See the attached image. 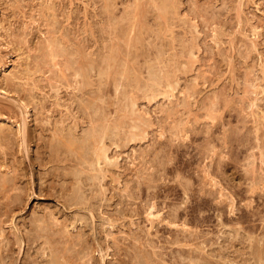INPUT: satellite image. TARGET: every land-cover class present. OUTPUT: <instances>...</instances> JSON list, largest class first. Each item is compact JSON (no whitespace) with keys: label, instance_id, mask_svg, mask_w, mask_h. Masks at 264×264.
<instances>
[{"label":"rangeland","instance_id":"374dc122","mask_svg":"<svg viewBox=\"0 0 264 264\" xmlns=\"http://www.w3.org/2000/svg\"><path fill=\"white\" fill-rule=\"evenodd\" d=\"M3 1L0 3V35L2 36H0V109L2 108V110H0V129L4 127V129L6 130L4 132H7L9 134L3 132L4 134L0 135V138L2 136L4 137L3 140L2 138L0 139V143L2 144H0V177L3 176L4 178L1 177L0 179L3 183H5L6 181V183H8V180H6L7 175L8 179L11 178V180L9 179L11 183L9 182V186L7 187V184V188H5V185L0 180V186L3 184L0 187V264H46V261L47 264H53L52 262H54V264H58V262L59 264H75L76 262V264H79L81 263V260H83L81 264H86L87 261L89 264L91 262L90 259L93 260L96 256L97 257L95 258V261L91 262V264H93L94 262H97V264H104L106 260V264H112V262H116L115 264H131V262L132 264H162L160 263L163 257L161 254L164 255L163 264H172L174 261V264H181L183 263V261L181 260L184 258V256L185 263L190 264V257L192 256L191 259H193V256L196 253V259H194L195 261L198 259V263L200 259L203 258V256H201L202 258L199 256L200 254L204 255V259L208 258V261L205 259V263L203 262L204 260H201L203 263L200 261V264H206L208 262V264H218V261H220L219 264H262L260 262L264 259H262L260 255H264L262 253L264 251V243L261 244L260 242L264 239L261 238L260 241L259 237L264 235V228L262 227L264 225V216H262V220V217L258 215H264V0H171V2L170 0ZM164 1H166V3H164ZM162 2L164 3V5H168L164 6ZM171 3L172 5H170ZM48 10L50 12H53V19L51 17V13ZM48 13L50 17H48ZM51 26L54 27L52 29H49L51 28ZM114 33H117V35H115ZM115 36L118 38L117 40L114 38ZM52 37H56L58 40L56 39V41H53ZM111 38H114L115 40H111ZM97 40L100 42H97ZM110 41H114L112 43H115L117 47L113 48L116 49V51H113H115L116 53L118 52L119 57H121L119 58L118 55L114 52L115 55L113 57V61L115 64V69L113 70L117 72L116 70L121 69L120 64L122 65V68L128 65L132 68L131 69L129 66L126 67L132 70L130 71V74L128 72L129 69L125 71V73L122 75L119 74V70L117 72L119 74V77L121 76V83H123L125 86L117 82V77L115 78V74L112 73L114 71H112L111 69L112 72H110V76L111 74H114L113 77L115 81L120 85V87L122 85V94L118 90H116L117 92H115V89L114 91H112L113 88H116L112 85V83L115 81L113 79H109L112 77L106 79L105 75L102 74L100 76L98 74L100 76L99 77L98 75H96L97 72H94L95 69V71H99V68L95 65L98 63L96 62V58L98 57L99 62H102L103 60H105L102 57L105 56V58H107V54H111L109 50H111L110 47L112 46V43ZM59 42L62 43H60L62 47H60L59 45L62 51L66 49L68 52H70L74 48V51H77L76 48L77 46H79L80 50L78 49L77 53H81V57L78 56V54L76 55L74 51H71L73 52L72 54L74 56L71 53H68L69 56H63L67 53L65 52V54L64 52H61L60 49L59 51L58 48H55V46H58L57 44ZM99 43H101L102 45ZM103 44H108L106 46V49H104V47H101L103 46ZM69 45L73 48L71 49ZM12 47H14L13 50ZM63 47L65 49H62ZM66 47L68 49L70 48L71 50H68ZM100 47L104 50H102ZM47 48H49L48 51ZM53 48H55L56 50ZM52 49L56 52L58 50V52H61L62 55H58L59 53H55L56 55L54 54V56L53 54H51V52H53ZM102 51L107 54L105 55ZM48 52H50L51 55ZM98 55H101L102 57L100 58ZM112 55L109 56V60ZM67 57H70L69 60L67 59L69 62H67L66 60ZM88 57H90L89 59L95 61L94 66L90 64L88 65V60L86 59ZM125 57L126 59L127 57H129V59L126 61ZM53 58L55 59V61H53ZM75 58H77L78 61L75 60V62L77 61L76 63L78 64H75L74 61L71 62V59ZM93 58H95L96 60ZM132 58L134 59V61ZM61 59L65 60L62 63V65L64 66H59V64H61L62 62L60 61ZM120 59L124 60L122 61L124 62V64L121 63ZM84 60H87L86 63L88 69L89 66H92L90 69L93 75L91 74L88 77L89 80H93L92 77L96 79L95 75L98 76L97 78H99V80L101 78L100 81L102 83L99 82L101 87L95 85L98 80H93V82H96H94V84H91L92 82L90 81L87 82L88 79L86 78L87 76L85 74H89L90 69L88 70L85 67L86 65L83 64L85 63ZM28 62L30 63L28 64ZM53 62L57 65L54 66L55 64L53 65ZM91 62L93 63V61ZM68 63H70V65L74 63V66L71 65L74 69L69 66ZM27 64L29 66H27L28 70L30 69L29 71L25 68ZM118 64L120 68L116 69L118 67ZM62 67H66V72H64L65 69L62 71ZM67 68H69L70 70L72 68L74 72L71 73L72 70L70 71ZM84 68L86 71L84 70ZM126 68L121 70H126ZM23 69H26L28 71V74H26V70L24 73ZM81 69L84 70L85 74L83 71H81ZM101 70L103 69L101 68ZM30 71H32L33 74H29ZM250 72L253 73L251 74L253 81L250 76ZM58 73L60 75H58ZM61 73H64V75ZM65 73H68L69 75L72 74V78L70 79V76H67ZM81 73L86 76L85 78L81 76L83 80L87 82L85 84L89 85L90 83L91 85H89V87L91 86L93 88H89L87 86L84 87L85 84L82 79L81 81L83 82H79L80 75H82ZM75 74L79 76H75ZM26 75L30 76L26 77ZM255 75L257 76L258 81L256 80ZM16 76H19L20 78H17ZM21 76L24 77V79L21 78ZM64 76L66 77V79ZM6 77H15L9 81H11V85L14 83L13 85L14 87H16L15 89H20L19 91L17 89L20 95L15 93V89L9 84V78L7 79ZM60 77L64 80H62ZM59 78L62 81L59 82ZM120 78L117 79L120 80ZM134 79L135 81H138L135 83ZM68 80H70V82L72 81V83L73 81H75L77 85L76 83L72 84L68 82ZM109 80L113 82H110ZM243 80H245L246 83L249 84H243ZM255 80L258 83L255 82ZM108 81L110 82L109 87H107ZM130 81H132V83ZM254 82L258 84V86H256ZM5 83L12 87L13 90L9 88V86L7 87ZM81 83H83V85ZM251 83H253V85L255 86H253ZM68 84L77 87L74 88L73 86V91V89L68 88ZM250 84L253 86L254 89L250 86ZM111 85L112 88L110 89ZM244 85L246 86L247 90L250 89V87L254 91L258 90V95H256V91L254 92L251 89L248 90V92H252L246 93L243 90L246 89L243 88L245 87ZM79 86H81L82 88L87 87L90 90L94 89L91 90V92H96L97 90H100L101 94L98 91L99 94L96 93L95 95H88L86 98H84L85 93L86 95L91 94L90 90L86 88L87 91H89L87 93L86 90H82V88ZM148 87L150 88L149 91L146 90L149 89ZM8 88L11 90L8 91ZM79 88H81V90H79ZM23 90L25 91L24 94ZM108 90L110 93L108 92ZM78 91L81 94L83 91H86L83 93V98L86 99L85 101H88L85 102L86 106L83 103L84 99L82 98V95L81 98L83 101H80H82L81 103L86 107L88 113L90 110L91 115L90 113L88 115L87 110L81 107L83 105L79 101V103L76 102V99V101H74L75 94H78ZM118 92L121 96L120 101H124V99L126 100L125 104L124 102L121 103L118 100L117 97H120L119 95L115 97ZM243 92L245 93V95ZM111 93L115 96H113ZM77 94L76 98H79ZM108 94L111 95L107 100ZM68 95L69 98L70 95H73L74 97L71 96V98L69 99L67 97ZM22 96L24 98H22ZM254 96H258V98H255ZM29 97L32 99L31 101ZM95 97L97 98V100L98 98H101L100 104L102 106H105L106 104H103V101H108L106 105L108 107L105 106V108L103 106L101 109H99L100 106L98 105L99 107H96V104H94V107V105H92L94 102L99 103L98 101H96ZM103 97H105V100ZM25 98L32 103L29 104L27 102L28 100H26ZM89 100L93 101V103H90ZM109 100L111 101L109 102ZM57 101L58 105L56 104ZM59 101L65 102V104H59ZM115 102H118L117 104L121 103L120 109L122 110L123 108V111H119V109H117L119 107L115 109L119 114H121L122 112L124 113L125 111V116L123 113V116H121V120L123 121L119 119L121 117L119 116V114H117V112L114 113L115 110L113 111V107H111L114 106ZM67 103H70V106L71 103L72 105L75 103V106L73 105L74 107L71 106L73 110L71 107H68L69 105H66ZM76 103L78 104L79 108L81 107L80 110H78V108H75L77 105ZM34 104L38 107L39 105H42V107H36L38 110L37 111L36 109H33ZM87 105H91L93 107V110H91V107L90 109H88L89 107L87 108ZM57 106L58 108H56ZM116 106H114V108ZM61 108H63L64 110H61L62 113L59 111ZM96 108L101 111L102 109H104L105 113L102 111L101 114L100 111ZM107 108H109V110ZM66 109L69 110L67 111ZM76 110L80 111L81 114H79ZM41 111H44V113L42 112V117H44L43 121H41L42 119L40 118L42 117L41 115H39ZM85 111L87 114L84 113ZM107 111L110 112L112 116ZM67 113L68 115L73 113L74 116L69 115L66 117ZM83 113L86 116H81L83 115ZM106 113H108L110 116H106L108 115ZM25 114L26 116H24ZM34 114L39 115L40 118ZM45 114H49V116L51 115V118L48 115L47 116L52 120H62L60 123L63 126H58L57 124V126L61 129L66 125L69 127L70 123H66L67 121L65 117L68 118L69 122L73 121L71 125H75L73 127L70 125L71 128L74 129L76 125L78 128H82L81 130V128L77 129L76 127L77 131L81 130L82 135L81 133L79 134L80 131L76 132L75 130H70V127L68 128V131L73 135H70L68 132V134L65 133V130L67 128L64 131L63 129L61 131L60 128L55 127L56 125L53 126L55 122L59 123V121L51 122L53 125L50 122H48L50 123V125L48 123H45L47 122V117L45 118ZM61 114H65V117H60ZM87 115L90 117V119ZM98 115H100L101 118H104V120L102 121ZM70 116L72 118L74 117V120L72 118H69ZM79 116L82 119L84 117V119L82 120ZM106 117L108 119L110 118L111 120L115 117L118 122V131L116 130L117 133H112L115 136L119 133V131H121L119 133L120 135H117L120 141L115 138L117 136L114 137V139L120 142L121 145L118 146L117 150L115 149V145L119 144L118 142L112 141L111 144H115L111 145L110 142L107 141V138L113 135L111 133H106L109 132L111 129L109 126L107 127L106 125L112 122L110 121V119H105ZM129 117L137 119L136 121L134 120L135 122H132V120H129ZM138 118L140 119V121H142L141 119H143L142 122H145V127L142 125L138 126ZM38 119H40L41 123L43 122L44 125H47L48 128L45 126V128H43L42 125V127L38 126L41 124ZM63 119L65 121H63ZM76 119L79 120V124ZM93 119L96 121L98 119V121L96 122ZM88 120L92 123H88ZM100 120L102 123L105 122V125H102V123L99 122ZM129 121H131V123H133L134 126L137 127V131L138 128L140 130L143 127L144 133L142 132L143 130H140L143 133V136L137 137L138 135L136 136L135 134L137 133L136 131L135 133H131L130 128L133 126V124L130 127L131 124H129ZM94 122L99 124L101 123L103 127L106 126L109 130L104 132L103 135V133H101V125H98L97 128V124L95 125ZM37 123L39 124L37 125ZM87 124L90 125L88 126ZM111 124H113V122ZM121 124L123 125L122 127L119 126ZM51 125L53 126L52 128L54 130H49V126L51 128ZM88 128L91 129V132H94L92 133V135H90L91 132L87 134L86 130ZM41 129H44V131L45 129H47L49 131H46L44 133V131ZM89 129L87 131H89ZM97 129H99L100 131ZM127 129L129 130L128 133L132 134L129 139L134 137V134L137 138H132L133 140L131 139V141L129 139H124L125 136L127 138L129 136V134L127 133ZM1 131H3V129ZM97 131L99 134H97ZM132 131H134L133 128ZM140 131H138L139 135ZM38 132H40L39 135L42 134L44 138L46 137L52 139H44L41 138L39 135H35ZM53 132H58L57 134L61 132L63 136L65 134V136L73 138V140H75L76 142L78 141L79 145H81L82 143L81 137H77L76 139V137H74V135L76 134L83 136V142H85L84 140H86V142L87 140H89L90 143L92 141L94 143V139H98L97 141L101 144L102 139H105L103 140V144H101L103 147L98 142L94 144H96V146L98 145L99 150L102 151L101 156L103 155V153L105 155V157L102 156L101 161L103 162V160L105 159L108 162L111 161L113 164L111 162H107V164L112 165L109 166L106 164L108 168L105 167L104 163H106V161L104 160L105 162L103 163L100 162V154H97V152L99 151H93L96 146H91L92 143L89 144L86 142L85 145L87 146V148L91 146L93 150L91 148L89 149L93 152L91 151L90 153V150L87 149L82 143L84 146H81V149L83 150V152L85 149L84 154H97V156H99L97 157L99 160H97L96 156L92 158L93 160H89L91 156L88 154L90 157L88 155L87 157H89L88 160L90 162L87 163L88 160L87 158H85L86 155H84V158L82 159H79L77 156H80L82 150L79 151V153L71 151L73 152V154L78 153L77 155L75 154L72 156H77L80 162V166L81 163H84L82 164L81 168H79L80 171H75L77 169H70V167L73 166L70 165L73 163V158L71 156L72 153L69 151H65L66 148L64 146L61 149L66 152L65 155H63L66 156L64 158L65 160L63 161V159H61L60 150V152H58V156H60V158L58 157V159H61V162L59 163V160L56 159L57 153H54L53 157L56 159V162H51L49 160L50 163H47V150L49 148L39 147L38 144L44 143V140L47 143L51 142L50 144H52V140H56V138H54L53 136L56 137L57 135L56 133L54 135ZM45 134L48 137L45 136ZM8 135L12 136L13 138H10V136L7 137ZM50 135L51 137H49ZM99 135L101 137H99ZM105 135L107 138H105ZM6 137L8 140L6 139ZM35 137H37V139ZM121 137L125 141L128 140L129 142L126 141L127 143H125L124 140L121 142ZM40 139H44L42 140L43 142ZM110 139H113V137H111ZM47 140H49L50 142ZM7 141L10 143L8 144ZM22 141L24 142V144L22 143ZM35 144L37 146H35ZM88 144L90 146H88ZM93 146H95V148H93ZM111 146H113V148ZM119 147L122 148H120L121 151H119ZM100 148H106V152H104ZM34 149L36 150L35 153L33 151ZM113 149L116 150L117 153H114V151H110ZM40 154L42 155L40 156ZM61 154H64V152H61ZM68 154L69 157H71L72 159L71 160L68 157V160L70 159V161L66 159ZM35 155L36 157H34ZM37 158H40L39 160H43L45 158V160L39 161ZM35 159H37V161ZM78 159L77 161L75 160V162L73 163L75 167L73 166L72 168H76V166L78 168L79 164L76 165ZM85 159L87 161H85ZM95 159L97 163L100 162L99 164L101 165V168L102 164L104 165L102 169L100 168V165L95 164V162H93ZM38 162H42L43 166L42 163L38 165ZM91 164L93 165V168H91ZM210 164L211 167H208V165ZM83 165L84 167L86 165L89 166L88 168H83ZM96 165L97 167L99 166L98 168L100 171L95 169L94 172H92L93 169L96 168ZM57 166H62V168L66 169L69 167L66 171H63V173H67L68 175L64 174L65 177H63V174H57L59 172L62 173L60 171L62 168L60 167L61 169L59 170V167ZM49 167H52L51 169H56L55 167H57L59 172L56 171L57 169L50 171L51 169ZM104 167L107 168L105 172L109 173L103 172L105 169ZM86 168H91V170H86ZM81 169H83V171L85 169L86 173L89 171L88 173L93 174L97 177L96 178L94 176V178L96 179L95 182H93L94 180H91L90 176L88 177L85 174V176L89 178V180L93 184H91V182L86 177H84V175H82L84 174V172L81 171ZM54 171H56L55 173L58 177L62 176L63 178H56L54 180V176L56 175ZM115 171L117 172V175ZM41 172H44V174H42ZM50 172H53L51 173L52 177L48 176L50 175ZM45 173H47L48 175H45ZM145 173L146 177L148 174L150 175H148V179L151 181L154 180L155 177L160 178H156V180L152 182L150 181V184L148 179L144 176ZM160 173H162V176L160 175ZM112 174L113 179L115 181L111 179V182L110 178L112 177ZM69 175H73V177L76 176V179L78 178L77 176L81 178L83 177L84 179H77L78 182L81 181L80 183H83V181L85 180L84 182L86 184L87 179V185H89L90 182L91 186H89L92 188H89L86 185L85 187L88 188H83L84 183L82 184V189H80V187L77 188L79 183L75 181V178L70 177ZM133 175L136 176L139 181L136 180ZM46 176L49 178H46ZM98 176L101 179L98 178ZM152 176L155 177L153 178ZM91 177L93 178L92 175ZM130 177H133V179H135L131 182ZM2 178L5 179V182ZM44 178L45 180H43ZM115 178L119 181L117 182ZM61 179L65 181L63 182ZM56 180L58 182H63L62 184H65V182L67 181L66 184L68 186L73 187L72 189L74 191L66 185L68 189L63 186L65 187V190L63 189L62 192V185H60ZM73 181H75L76 183H74ZM125 181H127L129 185L126 183L127 186H124L126 185L124 183ZM129 181L131 182V184L134 182V186L136 184L139 186L143 185L142 187H139V190L138 186H135V188L133 187L134 189L132 191V197H128L129 194V196H131V192L129 191L133 186H130ZM140 181L142 182L139 183ZM46 182L49 183V185ZM72 182L75 184V186H72ZM95 183L97 184V186H99L101 192H103L101 193V195H99L100 200L98 201L103 205V208L105 209L104 213L106 214V216L103 213L104 210H102L103 208L101 209L102 205L99 204V202L95 203V205L98 204L100 208L99 206L96 207L100 210L93 206L94 203L91 202L90 204V201L92 200L95 202V199L98 197L96 195L100 194L98 192L96 193V189L98 188ZM148 183L150 185L157 186L156 189H154V186L150 189V187L152 186L149 187ZM145 184L149 187V189L145 186ZM42 185L45 186L42 187ZM58 185L60 186V188ZM54 187H56V189ZM124 187L126 189H124ZM127 187L129 189H127ZM144 187L146 188V190L148 189L147 193ZM189 187L190 190L186 191L187 189H189ZM8 188H10L9 191H6L8 190ZM93 188L95 189V192ZM111 188H113L114 193H112L113 191ZM70 189L73 192H75V189H88V191L90 192L85 191L89 194L86 193L88 196L85 194L82 199L80 198L83 194L81 193V191L78 190V192H76L77 194L75 193L76 195L81 196L79 198L77 196L78 199H72L69 202L81 201V204L79 203L80 205H78L77 207V203L73 202V204L75 205L72 206L71 203H65L63 198L58 196L59 194L63 195L64 197L69 196V198L71 199L70 195H72L73 193L71 194ZM99 189L98 191L100 192ZM119 189H121V191H119ZM40 190L42 191L41 193L39 192ZM125 190H129V194ZM245 190H247V192ZM91 191H93L94 194H92ZM249 191L252 193L250 194ZM68 192H70V194ZM55 193H57L58 195H56ZM110 193L112 195H116V197L118 196L120 199L117 200V198L114 197V199L112 198V201L109 200L110 196L113 197ZM119 193L121 195H118ZM125 193L127 195H125ZM8 194H11L12 196ZM13 195H16V200L14 199ZM55 195L57 196V200L55 198ZM90 195H93V197L95 196V199L90 198ZM72 196L75 195L73 194ZM102 196H105L107 198V201L109 200L114 204L110 205L111 207L107 205L109 201H106L107 204H105L106 198H103L104 203H102ZM126 196L128 197V200ZM88 197L90 198V200ZM69 198L66 199L69 200ZM84 198H86L85 203L83 202ZM121 198L122 200L124 199L123 202ZM142 198L144 200L146 198V200L144 201ZM151 198L152 201L150 200ZM6 199H8V201H6ZM114 200H117L118 206H115L117 202H115ZM147 200L149 202L151 201L150 203H148L150 206H156V208H151L148 205L149 209H146L145 205ZM59 201L62 202L60 203ZM119 201L121 203H119ZM154 201L155 204H153ZM126 202H132L133 204L130 203L128 206ZM162 202H164V204H162ZM158 203L160 206L168 205L167 207L161 206L164 210L166 208V210L164 211L162 208L160 209ZM109 204L111 203L109 202ZM68 205H71V207ZM106 205L111 209L107 210L108 207ZM142 205L145 208H142ZM170 205L173 207V209H171L172 207H170ZM7 206L9 208H7ZM66 206H68L69 208ZM83 206L84 208L82 209ZM112 206L116 209L119 207V211L117 209L119 213L123 207V209L121 210L123 214H119L116 210H113L114 208ZM232 206L233 210H231ZM87 207H90L89 209H91V211H95V209L98 210L97 212L100 213L101 216L103 215L102 217H105V220L96 212L97 215L100 216V218H97L95 212L92 211L91 213V211ZM125 207H127L128 209L133 207L134 210L131 209V211H134L135 214H130L128 210H125ZM167 208L171 211L170 213L168 212V214L166 213L168 210ZM197 208L200 211H198ZM150 209L151 211H149ZM2 210L5 213L2 212ZM106 210L107 212L112 210L109 212V214L113 211H116L114 214L111 213V215H113L114 217L109 215ZM144 210L145 212H143ZM74 211H76L79 216L74 215L77 214ZM87 211H90V213H88ZM259 211L261 212L258 214ZM175 212L177 213V218ZM79 213H84V217L85 215L88 216H86L88 219H85H87L86 222L87 224L89 222V225H86L84 221V225L86 227L84 225L82 226L83 221L80 218L83 217H81ZM252 213L257 215L255 216ZM89 214H93L91 215V217H93L92 219L95 222L90 219ZM200 214L204 217H201ZM217 214L219 215L217 216ZM158 215H160L161 219L158 218ZM183 216L185 219L188 218L189 220H185ZM251 216L254 218H252ZM112 217L113 219L117 217V220H111ZM258 217H260L261 219ZM42 218H44V223ZM76 218L79 222H77ZM170 218L173 219V221H171ZM38 219H41L42 221H39ZM99 220L102 221V223H100ZM167 220H169V223L167 222V224H169L170 227L164 225V221ZM103 221H105L106 223L104 224ZM94 224L95 227L97 226V229L92 226ZM100 224H103L104 226ZM45 226L47 227V229H45ZM58 226H60L61 229ZM88 226L93 227H91V231L90 227ZM157 226L160 227L157 228ZM161 226H163V228H161ZM164 226L167 227L165 228ZM63 227L66 229L65 231H69L70 237L68 236V234H64L65 231L63 230ZM103 227H105L106 229H103ZM101 228L103 229L102 231ZM132 228H134V236L130 235L132 234L131 232H133ZM171 228L173 230H171ZM92 229H94L95 231H92ZM81 230L83 231L82 233ZM234 230L235 232H232ZM237 230L241 233L238 232L239 236L237 235L236 239V235L234 233H236ZM96 231L99 235L101 234L102 237L104 236L105 240L108 237V240L105 241L103 239L104 237L102 238L98 234H95ZM55 232L58 235H55ZM89 232L93 233V235L90 234V236ZM108 232H110V235ZM174 232H176V234H174ZM187 232H189L190 235ZM194 232L198 234H195ZM260 232L263 234H261ZM76 233L79 234L76 238H79L80 234H82L81 237L83 236L85 240L84 238L80 237L81 239H78L79 243L78 241H75L77 240L74 237ZM84 233L86 235H84ZM39 234H43V236H46L42 237ZM187 234L191 237V239L186 238L189 237ZM192 234L196 239L192 236ZM244 234L246 238H250L246 236L250 234V236L252 235L254 239L252 238V241L248 239L250 240V243H248L246 238L243 236ZM60 235L63 236V238L65 237L64 239L61 237V241L58 240V238H60ZM176 235L177 237H175ZM256 235L259 236L256 237ZM49 236H51V240L49 239ZM56 236L58 238H55ZM94 236L97 239H95ZM112 236L115 239L111 238ZM171 236L172 238L170 239ZM174 237L179 240L180 243H178V241L175 240ZM25 238H27V240H30V243L32 244H30L29 241H26ZM165 238L168 239V241L170 242L164 241L166 240ZM218 238L219 240H217ZM220 238L224 240H221L220 242ZM32 239H34V241ZM101 239L105 241L102 242L106 243L105 245L99 242L102 241ZM156 239L159 240L157 241ZM233 239H235L234 241L236 242H234ZM81 240L82 242H80ZM116 240L118 241L116 242ZM150 240L154 241V243L156 242L159 248L157 249V245L152 243ZM256 240L257 243L255 242ZM35 241H37L38 243ZM69 242H71V244ZM95 242L98 246L101 247V249L96 245ZM132 242H134L135 244L133 245ZM171 242L174 243L171 244ZM254 242L256 243L255 245L258 247L254 245ZM54 243L55 245H53ZM110 243H112L114 246L117 243L115 248H118L119 250H115L113 248L114 246ZM258 243L263 246H259ZM34 244H37L38 247H35L37 245ZM168 244H170V246ZM209 244L211 245L209 246ZM52 245L55 247L52 248ZM79 245L82 246L80 247ZM147 245H149V247H147ZM165 245L168 247L167 249L165 248ZM74 246L77 248H75ZM174 246H177V248ZM254 246L255 249H257L258 251L262 250V252H255L256 250L254 249ZM73 247L75 248V250H73L74 254H72V252L70 253V251L74 249ZM196 247H200V250ZM213 247L216 249L219 248L218 250H216L219 254L215 252V249ZM60 248H62L63 252ZM187 248H189V250ZM212 248L214 252H212ZM163 249L165 251H163ZM191 249L193 250L192 252ZM220 249L222 252L219 251ZM51 250H53V252ZM99 250L101 251V253H99ZM104 250H106L107 252ZM122 250L126 255L125 259L124 257H121L124 255ZM251 250L254 252H252ZM83 251L85 255H80L81 253H83ZM115 251H117V255L113 254L115 253ZM166 251L168 252L167 254ZM55 252L56 259L58 260V262L54 261L55 256H53L54 259L52 258V255H55ZM59 252L62 253L61 256L63 258H61ZM66 252H69L68 256L66 255ZM154 252L158 255H156ZM57 253L59 254L57 255ZM110 253H112L113 255ZM253 253L255 256L254 258L252 255ZM257 253H259V255H257ZM99 254L105 255L103 261L101 260ZM146 254L149 259H145L144 261V257H146ZM65 256L67 259L65 258ZM78 256L81 257L79 261L77 258ZM82 256H84V258H82ZM158 256H160V261L158 260ZM258 257H260L261 261H259ZM74 258H77L76 262ZM151 258L152 260L150 261ZM168 258L172 259L173 261H169ZM42 259L44 260L43 263ZM60 259L61 261L64 259L66 260V262H63L64 260L61 262ZM194 259L192 261L194 264H196L197 261L195 263ZM49 260L51 261L50 263H48ZM128 260H131V262L129 263ZM70 261L71 263H69Z\"/></svg>","mask_w":264,"mask_h":264},{"label":"bare ground","instance_id":"6f19581e","mask_svg":"<svg viewBox=\"0 0 264 264\" xmlns=\"http://www.w3.org/2000/svg\"><path fill=\"white\" fill-rule=\"evenodd\" d=\"M2 1H3V0H2ZM2 1H0V3H1ZM168 1H169V0H168ZM168 1H167V2H168ZM3 2H4V1H3ZM170 2H171V0H170ZM164 3H166V1H164ZM164 3L162 2L163 5H164ZM172 3H173V2H172ZM172 3H171L170 5H172ZM165 5H166V4H165ZM165 5H164V6H165ZM167 5H168V4H167ZM167 5H166V6H167ZM48 11H49V10H48ZM49 12H50V11H49ZM50 13H51V17H52V19H53V16H54V15H52L53 12H50ZM48 17H50V16H49V13H48ZM1 25H2V24H1ZM53 27H54V26H53ZM53 27L51 26V28H49V29H52ZM0 30H1V29H0ZM2 30H3V29H2ZM114 32H115V31H114ZM114 34L117 35V33H114ZM119 34H120V33H119ZM0 36H1V35H0ZM112 36H113V33H112ZM1 37H2V36H1ZM52 38H53V41H56V39H57L56 37H52ZM54 38H55V40H54ZM100 38H101V37H100ZM100 38H99V39H100ZM114 38H115L116 40L118 39L116 36H115ZM114 38H111V40L114 39ZM50 39H51V38H50ZM50 39H49V40H50ZM97 39H98V38H97ZM115 39H114V40H115ZM57 40H58V39H57ZM100 40H101V39H100ZM109 40H110V39H109ZM101 41H102V40H101ZM10 42H11V41H10ZM46 42H47V41H46ZM50 42H51V41H50ZM61 42H62V41H61ZM61 42H59V43L57 44L58 46H55L56 49L58 48V50H59V49L61 50V48H60V47H62V46H61V44H62ZM97 42H100V41L97 40ZM110 42L112 43V42H114V41H110ZM110 42H109V43H110ZM52 43H53V42H52ZM60 43H61V44H60ZM95 43H96V40H95ZM111 43H110V44H111ZM48 44H50V43H48ZM48 44H47V45H48ZM97 44H98V43H97ZM99 44H101V43H99ZM113 44L115 45V43H112V44H111L112 46L110 47L111 50H109L111 54L108 53L109 56L113 54L111 58L114 57V55H115L114 52L116 51V49H113V48L117 47L116 45L114 46ZM52 45H53V44H52ZM52 45H51V46H52ZM59 45H60V47H59ZM101 45H102V44H101ZM104 45H105V44H103V46H101V47H104V49H106V48H107L106 46H107L108 44H106L105 46H104ZM2 46H3V45H2ZM95 46H96V44H95ZM97 46H99V45H97ZM109 46H110V45H109ZM69 47H71V49L73 48V47L70 46V45H69ZM101 47H100V48H101ZM55 48H53V49H55ZM66 48H67V47H66ZM13 49H14V47H12V50H13ZM48 49H49V48H47V51H48ZM53 49H52V50H53ZM56 49H55V50H56ZM62 49H65V48L63 47ZM67 49H68V48H67ZM71 49L69 48L68 50H71ZM78 49L80 50L79 46H77L76 50L78 51ZM81 49H82V48H81ZM101 49L104 50L103 48H101ZM101 49H100V53H101ZM55 50H53V52H51V54L54 55L55 53H56V54L59 53L58 50H57V52H56ZM60 50H59V51H60ZM74 50H75V48L72 49L71 51H74ZM107 50H108V49H107ZM113 50H115V51H113ZM50 51H51V50H50ZM54 51H55V52H54ZM71 51L68 52L66 49H65L64 51L61 50V52H64V53L66 52V53H67V54L65 53L66 55H63V56H65V57H66V56H69L68 53H71V54H72L73 52H71ZM77 51H74V53H76V55L79 53V52L77 53ZM109 51H108V52H109ZM61 52H60L58 55H62ZM80 52H81V51H80ZM102 52H103L105 55L107 54V53H105L104 51H102ZM48 53L50 54V52H48ZM115 53H116V52H115ZM49 54H48V55H49ZM51 54H50V55H51ZM56 54H55V55H56ZM97 54H99V53H97ZM97 54H96V55H97ZM104 54H103V56H104ZM108 54H107V58H108V60H107V58H105V56L102 57L101 55H100V56L98 55L100 58L102 57V58L105 59V60L102 61L103 63H102L101 61L99 62L98 57H97V58L95 57V58L97 59L96 62H98L97 64H95V61H94V60L89 59L90 57L86 58V59L88 60V61L86 60V61L88 62V65L90 64V65L94 66V64H95V65L99 68V71H98V70L95 71L96 69L93 67V68L95 69L94 72H95V73L97 72L96 75L99 74V75L101 76V75L103 74V75L106 76V77H105L106 79H108L109 77H112V78H109V79H110V80L113 79V80L115 81V79H114V77H113L114 74H115V75H114L115 78H116V77H117V78H120L121 76L119 77V74H121V75L124 74L125 71H127L128 69H129L128 72H129V74H130V71H132V70H131L132 68H131L129 65H128V66H129L131 69H130V68H126V67H128V66H124V65H123L124 67L122 68V65L120 64L121 69L126 68V70H123V71H122L121 69H118V68H120V67H119V64H118V67H117L116 69H118L120 73H119V74L117 73L118 70H116L117 72H115V71L113 70V69H115V68H114V67H115V64H114V61H113L114 58H113V59L110 58V60H109V56H108ZM116 54L118 55V52H117ZM50 55H49V56H50ZM55 55H54V56H55ZM72 55H73V54H72ZM80 55H81V53L78 54V56H80ZM127 55H128V53H127ZM73 56H74V55H73ZM86 56H87V55H86ZM52 57H53V56H52ZM80 57H81V56H80ZM118 57H119V55H118ZM69 58H70V57H67L66 60H67V59L69 60ZM95 58H93V59H95ZM119 58H121V57H119ZM53 59H54V58H53ZM63 59H64V58H63ZM78 59H79V58H78ZM81 59H82V58H81ZM81 59H80V60H81ZM96 59H95V60H96ZM128 59H129V57H127V59H126V57H125V60H126V61H127ZM132 59H133V58H132ZM68 60H67V62H69ZM71 60H72L71 62H73V61L75 62V60H77V58H75V59H71ZM82 60H83V59H82ZM89 60L93 61V63H92L91 61H89ZM111 60H112V61H111ZM117 60H118V59H117ZM53 61H55V59H54ZM60 61H62V62H61V64H59V61H58L59 66L62 65L63 61H65V60H62V59H61ZM77 61H78V60H77ZM77 61H76V62H77ZM84 61H85V60H84ZM86 61H85V63H83V64L86 65L85 67L88 69V66H87ZM120 61H121V63L124 64V62H122V61H124V60H121V59H120ZM133 61H134V59H133ZM76 62H75V64H78V63H76ZM29 63H30V62H28V64H29ZM56 63H57V61H56ZM56 63L53 62L52 64H53V65L55 64L54 66H56V65H57ZM91 63H92V64H91ZM28 64H27L26 67H25L27 70H28V68H27ZM68 64H69V66H71V65L74 66V63L71 64V65H70V63H68ZM104 64H105V65H104ZM125 64H126V63H125ZM66 65H67V64H66ZM126 65H127V64H126ZM62 66H64V65H62ZM72 66H71V67H72ZM79 66H80V65H79ZM92 66H91V67H92ZM96 66H95V67H96ZM103 66H104V67H103ZM116 66H117V65H116ZM28 67H29V66H28ZM36 67H37V66H36ZM38 67H39V66H38ZM40 67H41V66H40ZM66 67H67V66H66ZM66 67H65V68L62 67V68H63L62 71L65 69L64 72H66ZM83 67H84V66H83ZM91 67L89 66V69H90ZM97 67H96V68H97ZM100 67H101L103 70H101ZM262 67H263V66H262ZM58 68H59V67H58ZM72 68H73V67H72ZM72 68H71L72 71H71L69 68H67V69L70 70L71 73H73V72H74V70H73L74 68H73V69H72ZM0 69H1V68H0ZM26 69H23V70H24V73H25V70H26ZM79 69H80V67H79ZM79 69H77V70H79ZM82 69H83V68H82ZM82 69H81V71L84 72L85 68H84V70H82ZM89 69H88V70H89ZM105 69H106V70H105ZM111 69H112V71H114V72H112ZM27 70H26V74H28V71H29L30 69H29L28 71H27ZM261 70H263V69H261ZM57 71H58V70H57ZM85 71H86V70H85ZM121 71H122V73H121ZM147 71H148V69H147ZM252 71H253V70H252ZM254 71H255V70H254ZM257 71H258V69H257ZM22 72H23V71H22ZM87 72H88V71H87ZM91 72H92L91 69L89 70V74L87 73L88 75L85 74V72H84V74H85L87 77L81 73L82 75H80V80H79V82H83V81H84L83 78H82L81 76H83L84 78L86 77V78L88 79L87 82H89L90 80H89L88 77H89L91 74L93 75V73H91ZM110 72H112V73H114V74H111V76H110ZM261 72H262V71H261ZM31 73H32V71H30L29 74H31ZM79 73H80V72H79ZM105 73L108 75V77H107V75H106ZM116 73H117V76H116ZM247 73H249V72H247ZM32 74H33V73H32ZM61 74L64 75V73H61ZM65 74H66V73H65ZM126 74H128V73H126ZM251 74H253V73L250 72V76H251V78H252V75H251ZM254 74H255V73H254ZM58 75H60V74L58 73ZM66 75H67V76H70V77H69L70 79L72 78V77H71L72 74L69 75V74L67 73ZM96 75H95L96 79H94L93 77H92V79L95 80V81L98 80L97 83H98L99 85H98L95 81H94V82L96 83L95 85L99 87V86H100V83H99V82H101V81H100L101 78H100V80H99V78H97L99 75H98V76H96ZM19 76H20V75H19ZM19 76H16V77L18 78ZM24 76H25V75H24ZM29 76H30V75H29ZM29 76L26 75V77H29ZM72 76H73V75H72ZM75 76H79V75L75 74ZM100 76H99V77H100ZM147 76H148V75H147ZM64 77H65V76H64ZM247 77H248V75H247ZM247 77H246V78H247ZM6 78H7V77H6ZM8 78H9V79H8ZM8 78H7V79H8V81H9V80H12V79L15 78V77H13V78L8 77ZM17 78H16V79H17ZM19 78H20V77H19ZM21 78L24 79V77H22V76H21ZM60 78H61V77H60ZM60 78L58 79L59 82L62 81V80H64V79H62V78H61L62 80H60ZM67 78H68V77H67ZM117 78H116L117 82L120 83V84H122L123 86H125L123 83H121V78H120V80H118ZM255 78H256V80L258 81L256 75H255ZM255 78H254V79H255ZM258 78H259V77H258ZM23 79H20V80H23ZM65 79H66V77H65ZM78 79H79V78H78ZM78 79H77V83H78ZM81 79H82L83 81H81ZM90 79H91V78H90ZM17 80H18V79H17ZM73 80H74V79H73ZM93 80L90 81V82H92L91 84H94ZM110 80H109V81H110ZM245 80H246V79H245ZM245 80H243V81H244V82H242L243 84L246 83ZM247 80H248V79H247ZM256 80H255V82H257ZM66 81H67V80H66ZM109 81L107 82V83H108V86H107V87L110 86V82H113V81H110V82H109ZM134 81H135V79H134ZM137 81H138V80H137ZM137 81H135V83H136ZM252 81H253V78H252ZM9 82H10V83H9ZM9 82H8V83L11 85V81H9ZM68 82H70V80H68ZM68 82H67V83H68ZM87 82L84 81V84L87 83ZM117 82L115 81V82L112 83L113 87H116V88H113L112 91H114V89H115V92H117L116 90H118V91L122 94V92H123V90H122V88H121L122 85H121V87H120V85H119ZM128 82H129V81H128ZM130 82L132 83V81H130ZM249 82H250V80H249ZM255 82H254V83H255ZM12 83H13V81H12ZM61 83H62V82H61ZM70 83H72V81H71ZM74 83H76V82L73 81L72 84H74ZM77 83H76V85H77ZM101 83H102V82H101ZM114 83H115V86H114ZM131 83H130V85H131ZM257 83H258V82H257ZM13 84H14V83H13ZM13 84H12L11 86L15 89L16 87H14ZM62 84H63V83H62ZM81 84L83 85V83H81ZM81 84H80V85H81ZM91 84L89 83V85H91ZM116 84H117V86H116ZM248 84H249V83H246V85H248ZM251 84L253 85V83H251ZM251 84H250V86L253 88V86H255V85L252 86ZM255 84H256V83H255ZM5 85H6L7 87L9 86V85L6 84V83H5ZM5 85H4V86H5ZM69 85H70V84H68V88H69V89H73V91H74V88L77 87V86L75 87V86L73 85V86H74V88H73L72 85H70V86H69ZM89 85H86V84H85L84 87H85V86L89 87ZM112 85H111L110 89L112 88ZM130 85H128V86H130ZM146 85H147V84H146ZM240 85H241V84H240ZM4 86H3V87H4ZM6 86H5V87H6ZM71 86H72V87H71ZM244 86H245V85H244ZM256 86H258V84H256ZM5 87H4V88H5ZM7 87H6V88H7ZM12 87L9 86V88H11V89L13 90ZM70 87H71V88H70ZM79 87H81V86H79ZM84 87H83V88L81 87V88H82V90L84 89V90H86V91H87V89H89V88H93V87H91V86H90L89 88L86 87L87 89L84 88ZM100 87H101V86H100ZM117 87L120 88V89H118ZM242 87H243V86H242ZM251 87H250V89H251ZM9 88H8V91L11 90V89H9ZM81 88H79V90H81ZM94 88H95V87H94ZM148 88H149V87H148ZM243 88H246V86L243 87ZM17 89H18V88H17ZM17 89H15V93L18 94V95H20V93L18 92L20 89H18V91H17ZM124 89H125V88H124ZM250 89H248V90H250ZM253 89H254V88H253ZM253 89H251V90H253ZM89 90H90V89H89ZM91 90H94V89H91ZM91 90H90V93H91V94H87V95H86V93H85V94H84V95H85L84 98H86L88 95H92V94L95 95L96 93H98V91H99V93H100V90H97V89H96V90H97L96 92H94V91L91 92ZM120 90H121V91H120ZM146 90L149 91L150 88H149V89H146ZM243 90H244L246 93L252 92V91H249V92H248L247 88H246V89H243ZM23 91H24V90H23ZM75 91H76V90H75ZM86 91H83L82 94L78 91V92L80 93V95H79V93H78V94L76 93L77 96H79V98L77 97L78 99L76 98V94H75V93H74V94H75V97L73 96V95H74V94H73V95H70V98H71V96H73V97H74V101L77 100V101H76L77 103H79V102L81 103V102L83 101V100H82V98H83V93L86 92ZM240 91H242V90H240ZM253 91H254V90H253ZM255 91H256V90H255ZM255 91H254V92H255ZM257 91H258V90H257ZM257 91H256V95H258V94H257ZM88 92H89V91H87V93H88ZM108 92H109V90H108ZM108 92H107V93H108ZM119 92H118V94H117L116 96L113 95L114 92H113V94H112V93H111V94H112L113 96L117 97V96L119 95ZM24 93H25V91L23 92V94H24ZM99 93H98V94H99ZM105 93H106V92H105ZM109 93H110V92H109ZM243 93H244V92H243ZM258 93H259V92H258ZM68 94H69V92H68ZM70 94H72V93H70ZM100 94H101V93H100ZM111 94H110V95H111ZM81 95H82V98H81ZM104 95H105V94H104ZM110 95L108 94V97H107V95H106L107 100L109 99V96H110ZM244 95H245V93H244ZM244 95H243V96H244ZM256 95H255V96H256ZM27 96H29V95H27ZM97 96H98V95H97ZM100 96H102V95H100ZM119 96H120V95H119ZM255 96H254V97H255ZM19 97H20V96H19ZM19 97H18V98H19ZM25 97H26V96H25ZM30 97H31V96H30ZM30 97H29V99H30V101H31L32 99H31ZM67 97L69 98V95H68ZM98 97H99V96H98ZM111 97H112V96H111ZM22 98H24V97L22 96ZM26 98H27V97H26ZM26 98H25V99H26ZM32 98H33V96H32ZM70 98H69V99H70ZM84 98H83V99H84ZM103 98H104V100H105V97H103ZM103 98H102V100H103ZM117 98H118L119 101L121 100V96H120V97H117ZM117 98H116V99H117ZM255 98H258V96L255 97ZM25 99H24V100H25ZM69 99H68V101H69ZM75 99H76V100H75ZM95 99H96V101H98L99 103H97V102H96V103H95V102L93 103V101H91V100H89V102H90V103H93L92 105L96 104V107H99V106H100L99 109H101V108L104 106V105L102 106V105L100 104V100H101V98H98V100H97V98L95 97ZM95 99H94V100H95ZM22 100H23V99H22ZM26 100H28V99H26ZM26 100H25V101H26ZM65 100H66V99H65ZM80 100H82V101H80ZM85 100H86V99H84V102H83L84 105H85V102H88V101H85ZM92 100H93V99H92ZM111 100H112V98H111ZM111 100H109V102H110ZM118 100H117V101H118ZM30 101L28 100L27 102H28L29 104H31L32 102H30ZM66 101H67V100H66ZM78 101H79V102H78ZM115 101H116V100H115ZM119 101H118V102H119ZM41 102H43V101H41ZM70 102H71V100H70ZM107 102H108V101H106V102L103 101V104L106 103V104H105V106H106V105H107ZM118 102H115L114 106L118 105V106H116L115 108H114V106H111V105H110L111 107H113V111H114L117 107H119V108H117V109H119V111H123V108H122V110L120 109V104L123 103V102H124V104H125L126 100L124 99V101H120V102H121L120 104H117ZM36 103H37V102H36ZM57 103H58V101L56 102V104H57ZM60 103H61V104H62V103L65 104V102H62V101H59V104H60ZM72 103H73V102H72ZM72 103H71V106H73V105L75 106V103H74L73 105H72ZM77 103H76V104H77ZM101 103H102V101H101ZM37 104H38V103H37ZM39 104H40V103H39ZM69 104H70V103H67L66 105L68 106ZM81 104H82V103H81ZM57 105H58V104H57ZM82 105H83V104H82ZM84 105L81 106V107L84 108V109H86V107H85L86 105H85V106H84ZM98 105H99V106H98ZM122 105H123V104H122ZM122 105H121V106H122ZM34 106H35V107H34ZM64 106H65V105H64ZM71 106L69 105L68 107H71ZM74 106H73V107H74ZM105 106H104V107H105ZM36 107H38V106L34 104V105H33V109H36V110H37ZM39 107H42V105H39ZM39 107H38V108H39ZM65 107H66V106H65ZM81 107H80V108H81ZM88 107H89V108H88ZM90 107H91V110H93V107H92L91 105H90V106L87 105V108H88V109H90ZM94 107H95V105H94ZM106 107H108V106H106ZM106 107H105V108H106ZM4 108H5V107H4ZM4 108H3V109H4ZM8 108H10V107H8ZM18 108H19V107H18ZM31 108H32V106H31ZM56 108H58V106H57ZM63 108H64V107H63ZM63 108H61L59 111H60V112H61V110L64 111ZM66 108H67V107H66ZM71 108H72V107H71ZM75 108H78V110H80V108L78 107V104L76 105ZM75 108H74V109H75ZM64 109H65V108H64ZM69 109H70V108H69ZM69 109H66V110L68 111ZM84 109H83V110H84ZM96 109H97V108H96ZM99 109H97V110H99ZM107 109L109 110V108H107ZM107 109H106V110H107ZM111 109H112V108H111ZM0 110H2V108H1ZM4 110H5V109H4ZM13 110H14V109H13ZM66 110H65V111H66ZM72 110H73V108H72ZM86 110H87V109H86ZM94 110H95V108H94ZM97 110H96V111H97ZM34 111H35V110H34ZM37 111H38V110H37ZM67 111H66V112H67ZM76 111H77V110H76ZM99 111H100V113L102 114V111L104 112V109H102V111H101V110H99ZM110 111H111V110H110ZM113 111H112V113H113ZM0 112H1V111H0ZM42 112L44 113V111H41V113L39 112V113H40L39 115H41V117H42V115H43ZM60 112H59V113H60ZM77 112H78L79 114H81L80 111H77ZM107 112H108V111H107ZM115 112H117V110H115L114 113H115ZM34 113H35V112H34ZM61 113H62V112H61ZM74 113H75V112H74ZM84 113H86V111H85ZM84 113H83V115H81V116H86ZM87 113H88V110H87ZM87 113H86V114H87ZM89 113H90V115H91L90 110H89ZM89 113H88V115H89ZM94 113H95V111H94ZM94 113H93V114H94ZM104 113H105V112H104ZM108 113L110 114V112H108ZM108 113H106V114H108ZM120 113H121V112H120ZM122 113H123V112H122ZM122 113L119 114V113L117 112V114H119L120 117L123 116V114H124V116H125V111H124L123 114H122ZM76 114H77V113H76ZM76 114H75V116H76ZM109 114L106 115V116L109 117V116L111 115V114H110V115H109ZM14 115H15V114H14ZM34 115H37V114H34ZM39 115H37V116L40 118ZM47 115L49 116V114H47ZM47 115L45 114V118L47 117V119H46L47 122L44 121L45 123H48V122L51 123V122H53V121H54V122H55V121H59V123H58V122H57V123L55 122L54 125H53L52 123H51V124H52L53 126L56 125V126H55L56 128H57L59 125L63 126V125L60 123L62 120H61V121H60V120H56V119L52 120V119H50V118H51V117H50L51 115L49 116L50 118H49ZM64 115H65V114H63V115L61 114L60 117H62V116H64ZM69 115H73V113H72V114H69ZM69 115H68V113H67V114H66V117L69 116ZM88 115H87V116H88ZM95 115H96V113H95ZM115 115H116V114H115ZM15 116H16V115H15ZM15 116H12V117H15ZM24 116H26V114H25ZM73 116H74V115H73ZM77 116H78V115H77ZM98 116L101 118L100 115H98ZM104 116H105V115H104ZM111 116H112V115H111ZM12 117H10V118H12ZM64 117H65V116H64ZM66 117H65V119H66V121H67L66 123H68V124L70 123V124H69L70 130H72V131L75 130L76 132H79V131H80L79 134L81 133V135H82V132H81L82 128L79 127V128H81V130H79V131L76 130L77 125H76V127H75L74 129L71 128V126L73 127V126H75V125H74V124L71 125V123H73V121L69 122V119L66 118ZM79 117H80V116H79ZM88 117H89V116H88ZM88 117H87V118H88ZM102 117H103V115H102ZM48 118H49L50 120H52V121H50ZM69 118H72V117L70 116ZM73 118H74V117H73ZM73 118H72V119H73ZM76 118H77V117H76ZM80 118H81V117H80ZM85 118H86V117H85ZM93 118H96V117H93ZM129 118H130L129 120H132V122H135L136 119H137V118L135 119V118H131V117H129ZM40 119H42L41 121H43V120H44V117H42V118H40ZM40 119H38V120L40 121ZM58 119H59V118H58ZM67 119H68V120H67ZM77 119H78V118H77ZM77 119H76V120H77ZM81 119H82V118H81ZM83 119H84V117H83ZM83 119H82V120H83ZM89 119H90V117H89ZM105 119L109 120L110 118L108 119V118L106 117ZM117 119H118V118H117ZM119 119L121 120L122 117L119 118ZM119 119H118V120H119ZM8 120H9V119H8ZM48 120H49V121H48ZM73 120H74V119H73ZM76 120H75V121H76ZM85 120H87V119H85ZM93 120H94V119H93ZM101 120L103 121L104 118H101ZM101 120H100L99 122H101ZM134 120H135V121H134ZM138 120H139V121H137V123H139L138 126H139V125H142V126L145 127V124H144L145 122H142L143 119H141L142 121H140V119L138 118ZM41 121H40V123H41ZM63 121H65V120L63 119ZM77 121H78V124H79V120H77ZM88 121H89V120H88ZM94 121H96V120H94ZM97 121H98V119H97ZM97 121H96V122H97ZM105 121H106V120H105ZM110 121H112L113 124H111L112 122H110L108 125H106L107 127L109 126V127L111 128L109 132H106V131L109 130V129H107L106 126H104V127L102 126L103 124L105 125V122H104V123L101 122L102 125H101V123H100V124H99V123H96V122H94V123H95V125L97 124V125H96L97 128H98V125H99V126L101 125V127H102V128H101V133H103V135H104V132H106L107 134H109V133L112 134V133H115V132L117 133V131H118V130H117V129H118V128H117V127H118V122H117L116 118L114 117V119L112 118V120L110 119ZM121 121H123V120H121ZM141 122H142V123H141ZM42 123H43V122H42ZM42 123H41L40 125H38L39 123H37V125H38V126H41V125H42L43 128H45V127L48 128L47 125H44V123H43V124H42ZM50 123H48V124L50 125ZM75 123H77V122H75ZM83 123H84V122H83ZM83 123H82V124H83ZM85 123H86V122H85ZM88 123H92V122L89 121ZM140 123H141V124H140ZM24 124H25V123H24ZM24 124H23V125H24ZM57 124H58V126H57ZM82 124H81V125H82ZM129 124H131V125H130V127H131L133 123H131V121H129ZM129 124H128V127H129ZM143 124H144V125H143ZM52 125H51V128H50V126H49V130L53 129V128H52V127H53ZM70 125H71V126H70ZM87 125L89 126L90 124H87ZM110 125H111V126H110ZM38 126H37V127H38ZM42 126H41V127H42ZM44 126H45V127H44ZM64 126H65V124H64ZM66 126H67V125H66ZM66 126L62 128L63 131L67 128V129L65 130V133L68 132L70 135H73V134H71V133L68 131V128H69V127H68V126L66 127ZM93 126H94V125H93ZM119 126L122 127L123 125L121 124V125H119ZM133 126H134V124H133ZM133 126L130 128V129H131V133H133V132L135 133V131L138 133V131L143 130V127H142L140 130H139V128H138V131H137V127H135V126L133 127ZM136 126H137V124H136ZM0 127H1V124H0ZM86 127H87V126H86ZM140 127H141V126H140ZM58 128H60V127H58ZM79 128L77 127V129H79ZM84 128H85V127H84ZM132 128H133L134 131H132ZM134 128H135V129H134ZM2 129H3V131H1ZM2 129H0V135H2V134H4V133H7V132H4V131H6V130L4 129V127H2ZM23 129H24V128H23ZM62 129L60 128L61 131H62ZM88 129H89V128H88ZM88 129H87V130H88ZM8 130H9V129H8ZM13 130H15V129H13ZM32 130H33V129H32ZM41 130L44 131V129H41ZM49 130L45 129L44 133H45L46 131H49ZM53 130H54V129H53ZM87 130H86L87 134H88L89 132H91V131H90L91 129H89V131H87ZM97 130H99V129H97ZM102 130H103V131H102ZM113 130H114V131H113ZM116 130H117V131H116ZM16 131H17V130H16ZM43 131H42V132H43ZM99 131H100V130H99ZM128 131H129V130L127 129V133H128ZM3 132H4V133H3ZM8 132H9V131H8ZM14 132H15V131H14ZM83 132H84V129H83ZM120 132H121V131H119V133H120ZM142 132L144 133V130H143ZM142 132L140 131V135H139V133H138V134L135 133V134H136V136L138 135L137 137H139V136H143V133H142ZM12 133H13V132H12ZM17 133H18V132H17ZM35 133H36V132H35ZM39 133H40V132H38V133L35 134V135H39ZM55 133H56V132H53L54 135H55ZM57 133H58V132H57ZM57 133H56V134H57ZM68 133H67V134H68ZM92 133H94V132H91L90 135H92ZM119 133H118V134H119ZM131 133H128V134H129V136H128V134H127L128 138L125 136L124 139H129V137L132 136ZM7 134H9V133H7ZM7 134H6V135H7ZM60 134H61V132H59V134H57L58 137H57V135H56V137L53 136L54 138H56L55 141H54V139L52 140L54 143H56V144H54V143L52 142V144H53L54 146H53L52 144H50L51 142L49 141V140H51L52 138H51V139L46 138V137L44 138L42 134L39 135L41 138L49 139V140H47V141L50 142V143H47L44 139H42V140H44V143H42V144H38L39 147H42V148H49V149L47 150V153H48L47 155H48V157L45 156V157H47V160H48L47 163H48V162L50 163V161H51V162H53V161L56 162V159H58V157L60 158V156H58V155H59L58 152H60V150H61V152H64V154H61V152H60L61 159H63V161H64V160H65L64 158L66 157V156H63V155H65V153H66L65 151H67V152H68V151H69V152H71V151H75V152H78V153H79V151L82 150L81 148L85 145L86 140H84L85 142H83V139H84V138H82L83 136H80L79 134H78V135L76 134L77 136L74 135V137H76V139H77V137H81V142H82L84 145H83L82 143H81V145H79L78 141L76 142L75 140H73V138H71V137H67V136H65V134H64V136H63L62 134H61V135H60ZM97 134H99L98 131H97ZM118 134H116L115 136H117ZM122 134H123V133H122ZM125 134H126V133H125ZM130 134H131V135H130ZM135 134L133 135L134 137H135ZM141 134H142V135H141ZM51 135H52V134H51ZM51 135H50L49 137H51ZM59 135H60V137H59ZM112 135H113V134H112ZM119 135H120V134H119ZM9 136H10V135H8L7 137H9ZM45 136H47V135L45 134ZM115 136L113 135V136H110L109 138H107L106 135H105V138H107V141H109L110 144H111L112 141H114V142H118V141H120V140H119V137H118V136L115 137ZM7 137H6V139H7ZM47 137H48V136H47ZM89 137H90V136H89ZM99 137H101V136L99 135ZM111 137H113V139H110ZM114 137L117 138L118 141H116V139H114ZM122 137H123V135H122ZM122 137H121V142L124 140V139H122ZM134 137H132V138H133V139H136V138H137V137H135V138H134ZM1 138H2V140L4 139L3 136H2ZM1 138H0V139H1ZM10 138H13V137L10 136ZM35 138L37 139V137H35ZM87 138H88V137H87ZM102 138H103V136H102ZM132 138H131V139H132ZM38 139H39V137H38ZM96 139H97V138H96ZM108 139H109V140H108ZM131 139H129V140L131 141ZM133 139H132V140H133ZM7 140H8V139H7ZM40 140H41V139H40ZM42 140H41V141H42ZM97 140H98V139H97ZM97 140L94 139V143H97V142H98ZM99 140H100V139H99ZM103 140H105V139H102V143H101V144H103ZM95 141H96V142H95ZM124 141H125V140H124ZM126 141H128V140H126ZM126 141H125V143H127ZM4 142H5V141H4ZM7 142H8V141H7ZM42 142H43V141H42ZM109 142H108V143H109ZM128 142H129V141H128ZM9 143H10V142H8V144H9ZM22 143L24 144L23 141H22ZM33 143H34V142H33ZM86 143H89V144L92 143L91 146H92V145H95V146H96V144H94L93 141L90 143L89 140H87ZM98 143H99V142H98ZM104 143H105V142H104ZM118 143H119V144L116 143L117 145H115V149H116V150H117L118 146H121V145H120V142H118ZM0 144H1V143H0ZM89 144H88V146H90ZM99 144H100V143H99ZM101 144H100V145H101ZM110 144H109V145H110ZM113 144H115V143H113ZM113 144H111V145H113ZM1 145H2V144H1ZM6 145H7V144H6ZM109 145H108V146H109ZM35 146H37V145L35 144ZM63 146L66 148L65 151L61 149ZM81 146H82V147H81ZM91 146L87 148V146L85 145V147H86L87 149L91 148ZM95 146H93V148H95ZM101 146H102V145H101ZM116 146H117V147H116ZM98 147H99V146L97 145L96 148H95L96 150H95V149L93 150L92 148H91V149H92L93 151H99V152H97V154H98V153L100 154V155L98 154V155L100 156L99 159H100V162L103 163V162H105L106 160L104 159L105 161L103 160V162H102L101 160H102V156L105 157V155H104V153H103V155L101 156L102 151H100ZM102 147H103V146H102ZM111 147L113 148V146H111ZM1 148H2V147H1ZM120 148H121V147H119V149H120ZM100 149L103 150L104 152H106V150H105L106 148H104V149L100 148ZM110 149H111V148H110ZM119 149H118V150H119ZM121 149H122V148H121ZM121 149H120L119 151H121ZM89 150H90V149H89ZM92 150H90L89 152L91 153ZM116 150L113 149V150H110V151H112V152L114 151V153H117ZM33 151H34V153H35L36 150L34 149ZM93 151H92V152H93ZM52 152H53V153H52ZM84 152H85V149H84ZM84 152H83V150H82V152L80 153V156L77 155L78 153H75V154L78 156L79 159H80V158H81V159L84 158V157H83L84 155H86L85 158H87V160L89 159L90 156H91V157H90L89 160H91V159H92L93 157H95V156H96V158L99 157V156H97V154H95V155L93 154V155H94V156H93V155H91L90 153H88V154L90 155V156H89L88 154H84ZM87 152H88V151H87ZM45 153H46V152H45ZM54 153H55V154L57 153V155H56L57 158H56V159L53 157V154H54ZM71 153H72L71 156H72V155H75V154H73V152H71ZM95 153H96V152H95ZM114 153H113V154H114ZM43 154H44V153H43ZM69 154H70V153H69ZM69 154L67 155V158H66L67 160H68ZM37 155H38V154H37ZM41 155H42V154H40V156H41ZM87 155H88L89 157H87ZM38 156H39V155H38ZM38 156H37V157H38ZM62 156H63V158H62ZM77 156H74V157L72 156L73 160L71 159V157H69V158H70V159L72 160V162L74 163L75 160L77 161V159H78ZM34 157H36V155H35ZM49 157H50V159H49ZM75 157H76V158H75ZM115 157H116V156H115ZM74 158H75V160H74ZM37 159L39 160L40 158H37ZM37 159H35V160L37 161ZM61 159H60V160L58 159V160H59V163L61 162ZM70 159H69L68 161H70ZM79 159H78V162H76V165L79 164L78 168H77V166H76V168H72L73 166L75 167V165H74L72 162H71L72 164H70V163H66V164L73 165L72 167H70L71 170H72V169H74V170L77 169V170H75V171H80L79 168H81L82 164H84V163H81V166H80ZM99 159L97 158V160H99ZM43 160H45V158H44ZM43 160H39V161H43ZM49 160H50V161H49ZM87 160L85 159V161H87ZM89 160L87 161V163L90 162ZM92 160H93V159H92ZM93 162H95V164L100 165V164H99L100 162L98 161L99 163H97L96 159H95ZM107 162H108V161H106V163H104V164H105V167H107V165H109V164H107ZM110 162H111V161H110ZM110 162H108V163H110ZM38 163H39V162H38ZM41 163H42V162H41ZM41 163H39L38 165H40ZM62 163H63V162H62ZM91 163H92V161H91ZM111 163H112V162H111ZM51 164H53V163H51ZM51 164H50V165H51ZM106 164H107V165H106ZM112 164H113V163H112ZM112 164H110V165H112ZM60 165H61V164H60ZM62 165H63V164H62ZM70 165H68V166H70ZM91 165H92V164H91ZM110 165H109V166H110ZM42 166H43V163H42ZM44 166H45V165H44ZM52 166H54V165H52ZM68 166H66V167H68ZM88 166H89V165H88ZM88 166L86 165L85 167L88 168ZM103 166H104V165L102 164V168H103ZM209 166L211 167V164L208 165V167H209ZM57 167H59V166H57ZM57 167H55V168L57 169ZM60 167L62 168V166H60ZM60 167H59V170L61 169ZM85 167H84V165H83V168H85ZM90 167H91V166H90ZM98 167H99V166H98ZM98 167H97V165H96V168H94L92 172H94L95 169H96V170H99ZM105 167H104V168H105ZM159 167H160V166H159ZM46 168H47V167H46ZM46 168H45V169H46ZM49 168H50V167H49ZM51 168H52V167H51ZM51 168H50V169H51ZM53 168H54V167H53ZM68 168H69V167H68ZM68 168H67V169H68ZM87 168H86V170H91V168H93V165H92V167H91L90 169H87ZM100 168H101V165H100ZM102 168H101V169H102ZM107 168H108V167H107ZM107 168H105L103 172H105V170H107ZM111 168H112V167H111ZM56 169H51L50 171H53V170H56ZM67 169H66V168H62V169L60 170L62 173H60V172L58 171V169H57L56 171L59 172V173H57V174H59V175H62V174H63L62 176L65 177L64 174H67V173H63V171H64V170L66 171ZM112 169H113V168H112ZM115 169H116V168H115ZM115 169H114V170H115ZM159 169H160V168H159ZM156 170H157V166H156ZM160 170H161V169H160ZM56 171H54V173H55ZM81 171H83V169H81ZM99 171H100V170H99ZM112 171H113V170H112ZM48 172H49V170H48ZM83 172H84V174H82V175H84V177H86V176H85V174H86L88 177L90 176V179H91V180H94L93 182H95V179L97 178L95 175L88 173L89 171L86 173L85 169H84ZM113 172H114V171H113ZM113 172H112V173H113ZM115 172H116V171H115ZM155 172H156V171H155ZM160 172H161V171H160ZM6 173H7V172H6ZM41 173L44 174V172H41ZM51 173H53V172H50V175H48L47 173H45V175L47 174L48 176H51ZM79 173H80V172H79ZM105 173H109V172H105ZM0 174H1V173H0ZM55 174H56V173H55ZM57 174L54 176V180H55L56 178H58V179H59V178H63L62 176H59V177H58ZM89 174H90V175H89ZM137 174H138V173H137ZM67 175H68V174H67ZM67 175H66V176H67ZM82 175H81V176H82ZM91 175L93 176V178L91 177ZM108 175H110V174H108ZM116 175H117V172H116ZM140 175H141V174H140ZM145 175H146V173L144 174V176H145ZM148 175H149V174H148ZM148 175H147V177L145 176L147 179H148ZM160 175L162 176V173H160ZM4 176H5V175H4ZM41 176H42V175H41ZM41 176H40V177H41ZM56 176H57V177H56ZM69 176H70V175H69ZM74 176H75V175H74ZM94 176H95L96 178H94ZM111 176H112V177H111ZM111 176H110L111 178L109 177L110 180L113 179V174H112ZM118 176H119V175H118ZM131 176H132V175H131ZM149 176H150V175H149ZM155 176H156V175H155ZM155 176H154V177H155ZM1 177H3V176H1ZM1 177H0V178H1ZM51 177H52V176H51ZM70 177H73V175H71ZM77 177H78L79 179L81 178V177H79V176H77ZM102 177H103V176H102ZM104 177H105V175H104ZM104 177H103V178H104ZM114 177H115V175H114ZM116 177H117V176H116ZM133 177H135L136 180L139 181V179H137L136 176L133 175ZM133 177H132V178L130 177V178H131V179H130L131 182L135 179V178L133 179ZM152 177H153V176H152ZM154 177H153V178H154ZM3 178H4V177H3ZM3 178H2V179H3ZM41 178H42V177H41ZM46 178H49V177L46 176ZM73 178L76 179V176L73 177ZM73 178H72V179H73ZM78 178H77V179H78ZM82 178H83V177H82ZM82 178H81V179H82ZM86 178H87V177H86ZM86 178H85V179H86ZM98 178H100V177L98 176ZM117 178H118V177H117ZM128 178H129V177H128ZM146 178H143V179H146ZM153 178H152V179H153ZM156 178H157V177H155L154 180H156ZM159 178H160V177H159ZM159 178H157V179H159ZM9 179L11 180V178H9ZM9 179H8V177H7V175H6V180H8V183L10 182ZM64 179H65V178H64ZM66 179H68V178H66ZM69 179H70V178H69ZM75 179H74V180H75ZM77 179L75 180L76 182H78ZM83 179H84V178H83ZM87 179L89 180V178H87ZM87 179H86V182H87L86 184H85V182H84L85 180L83 181V183H84V187L82 186L83 183H80L81 181L79 180L80 182H78L79 184H78V187H77V188H79V187H80V189H82V187H83V188H88V187H89V188H92V187H90V186H91V185H90V182H91L90 180H89V181H90V182H89V185H90V186L87 185V184H88V180H87ZM100 179H101V178H100ZM115 179H116V178H115ZM0 180H1V179H0ZM3 180H4V182H5V179H3ZM43 180H45V178H44ZM43 180H41V181H43ZM51 180H52V178H51ZM61 180H62V179H61ZM154 180H152V181H154ZM56 181H57V180H56ZM62 181L64 182L65 180H62ZM68 181H69V180H68ZM75 181H73V182L76 183ZM113 181H115V180L113 179ZM116 181L118 182L119 180L116 179ZM127 181H128V180H127ZM127 181H125L124 183L126 184ZM138 181H136V182H138ZM148 181L150 182L151 180L148 179ZM152 181H151V182H152ZM157 181H158V180H157ZM1 182H2V180H1ZM1 182H0V184H1ZM6 182H7V181H6ZM6 182H5V183H6ZM48 182H49V181H48ZM57 182H58V181H57ZM57 182H54V183H57ZM63 182H61V181L58 182L60 185H62V186H61V190H62V192H63V189L65 190V187H66V185H67V184H66L67 181L65 182V184H62ZM73 182H72V186H75V184H74ZM111 182H112V180H111ZM129 182H130V181H129ZM131 182H130V186L133 185V183H134V182H133V183L131 184ZM141 182H142V181H140L139 183H141ZM151 182H150V184H151ZM2 183H3V182H2ZM5 183H3V184L5 185L4 187L7 188V187L9 186V184H8V183L5 184ZM10 183H11V182H10ZM46 183H47V182H46ZM50 183H51V182H50ZM143 183H144V180H143ZM145 183H146V182H145ZM3 184H2V185H3ZM7 184H8V185H7ZM47 184L49 185V183H47ZM91 184H93V183L91 182ZM112 184H113V183H112ZM127 184L129 185V183H127ZM127 184L124 185V186H127ZM146 184H147V183H146ZM146 184H145V186H146ZM148 184H149V183H148ZM150 184H149V187L152 186V187H150V189H151V188H153L154 185H150ZM152 184H154V183H152ZM2 185H1V186H2ZM6 185H7V187H6ZM10 185H11V184H10ZM55 185H57V184H55ZM85 185L88 186V187H85ZM95 185L97 186L96 183H95ZM98 185H99V184H98ZM1 186H0V187H1ZM43 186H45V185H42V187H43ZM50 186H51V185H50ZM58 186H59V185H58ZM63 186H65V187H63ZM67 186H68V185H67ZM135 186H138V190H139V189H140L139 187H142L143 185H142V186H141V185L139 186V185L136 184ZM135 186L133 185L132 188L130 189V191H129V190H125V191H127V192H128V191L131 192V196H129L130 194H129V192H128V194H129L128 197H132V193H133L132 191H133V189L135 188ZM4 187H3V189H4ZM13 187H14V186H13ZM39 187H40V186H39ZM62 187H63V188H62ZM68 187H70L71 189L73 188V187H71V186H68ZM133 187H134V188H133ZM146 187L149 189L148 186H146ZM154 187H155L154 189H156L157 186H154ZM48 188H49V187H48ZM54 188L56 189V187H54ZM57 188H58V187H57ZM59 188H60V186H59ZM97 188L99 189V186H97ZM116 188H118V187H116ZM116 188H115V189H116ZM144 188H145V187H144ZM3 189H2V190H3ZM9 189H10V188H8V190H6V191H9ZM66 189H68V188L66 187ZM71 189H70L71 194L73 193V194L75 195V196H72L73 194L70 195V196H71V199L69 198V196L64 197L63 195H60V194L58 195V194H57L58 192L55 193V194L58 195L59 197H62L65 203L68 202L69 204L71 203V205L74 206V205H75V204H73L74 201H73V202H72V201L69 202V201L72 200V199H78V198L81 196V195H80V196L76 195V194H77L76 192H78V190L81 191V193H83L82 196L80 197L81 199H82V197H84V195H85L86 193L89 194L88 192H90V191H88V189H83V190L75 189V192H73L74 190L72 189V190H73V191H72ZM93 189H94V188H93ZM93 189H92V190H93ZM98 189H96V190H97L96 193L98 192V193H100V194H97V195H96V196H98L96 199H95V196L93 197V195H92V196L90 195L91 197L89 196L90 198H93V199L96 200L95 202L92 201V200L90 201V204H91V202L94 203L93 206H95V207H96V206H97V207L99 206L98 204L95 205V203H98V202H99V201H98V200H100V199H99V197H100L99 195H101V193H103V192H101V189H99L100 192L98 191ZM111 189H112V191H113V188H111ZM122 189H123V188H122ZM124 189H126V188L124 187ZM127 189H129V188L127 187ZM141 189H142V188H141ZM148 189L146 190V188H145L146 193L148 192ZM154 189H153V190H154ZM251 189H252V188H251ZM50 190H51V189H50ZM53 190H54V189H53ZM89 190H90V189H89ZM188 190H190V187H189V189H187L186 191H188ZM248 190H249V189H248ZM57 191H59V190H57ZM82 191H83V192H82ZM85 191H88V192H85ZM119 191H121V189H119ZM123 191H124V190H123ZM245 191L247 192V190H245ZM250 191H251V190H250ZM250 191H249V192H250ZM39 192L41 193L42 191L40 190ZM47 192H48V191H47ZM54 192H55V191H54ZM91 192H92V194H94L95 189H94V192H93V191H91ZM116 192H117V191H116ZM149 192H150V191H149ZM249 192H248V193H249ZM60 193H61V192H60ZM68 193L70 194V192H68ZM68 193H66V194H68ZM75 193H76V194H75ZM79 193H80V192H79ZM81 193H80V194H81ZM112 193H114V191H113ZM157 193H158V189H157ZM241 193H242V192H241ZM244 193H245V192H244ZM244 193H243V194H244ZM248 193H247V194H248ZM251 193H252V192H250V194H251ZM4 194H5V193H4ZM87 194H86V195H87ZM110 194H111V193H110ZM115 194H117V193H115ZM134 194H135V193H134ZM150 194H151V193H150ZM243 194H242V195H243ZM8 195H11V194H8ZM56 195H55V196H56ZM64 195H65V193H64ZM102 195H104V194H102ZM111 195H112V194H111ZM118 195H121V194L119 193ZM125 195H127V194L125 193ZM193 195H194V194H193ZM11 196H12V195H11ZM13 196H14V195H13ZM15 196H16V195H15ZM15 196H14V199L16 200ZM52 196H53V195H52ZM77 196H78V198H77ZM87 196H88V195H87ZM87 196H86V197H87ZM112 196H113V197L110 196V199H109V200H111V201L114 199V197H116V195H112ZM7 197H8V196H7ZM89 197H88V198H89ZM128 197L126 196L127 200H128ZM133 197H136V196H133ZM245 197H246V196H245ZM11 198H12V197H11ZM55 198H56V200H57V196H56ZM66 198H69V200L66 199ZM90 198H89V200H90ZM103 198L105 199L106 197H105V196H102V197H101V202H102V203H104V202H103ZM112 198H113V199H112ZM116 198H117V200L120 199L118 196H117ZM126 198H125V199H126ZM148 198H149V197H148ZM1 199H3V198H1ZM12 199H13V198H12ZM131 199H132V198H131ZM133 199H134V198H133ZM142 199H143V198H142ZM196 199H197V197H196ZM4 200H5V199H4ZM85 200H86V198H84V200H83L84 203L86 202ZM89 200H87V201H89ZM109 200H108V201H109ZM117 200H116V201L114 200V201L117 202ZM121 200H122V198H121ZM121 200H120V201H121ZM123 200H124V199H123ZM123 200H122V202H123ZM143 200H144V199H143ZM143 200H142V201H143ZM145 200H146V198H145ZM145 200H144V201H145ZM150 200L152 201V198H151ZM2 201H3V200H2ZM6 201H8V199H6ZM9 201H12V200H9ZM106 201H107V198L105 199V202H106ZM108 201H107V202H108ZM111 201H109L111 204H109V202H108V204H107V202H106L105 204H107V205H109V206L112 205V204H114V203H112ZM114 201H113V202H114ZM120 201H119V203H121ZM125 201H126V200H125ZM151 201H150V202H151ZM59 202H60V201H59ZM61 202H62V201H61ZM61 202H60V203H61ZM150 202L147 200V201H146V205L144 204V205L146 206V209H147V208L149 209V207H148L149 204H148V203H150ZM157 202H158V201H157ZM157 202H156V203H157ZM74 203H77V207H78V205L81 204V201H75ZM79 203H80V204H79ZM87 203H88V202H87ZM124 203H125V202H124ZM126 203H127V205L129 206V204L132 203V202H130V203H129V202H126ZM134 203H135V202H134ZM9 204H10V203H9ZM90 204H89V205H90ZM99 204H101V203L99 202ZM122 204H123V203H122ZM132 204H133V203H132ZM153 204H155V201H154ZM162 204H164V202H162ZM232 204H233V203H232ZM71 205H68V206L71 207ZM87 205H88V204H87ZM101 205H102V204H101ZM107 205H106V206H107ZM116 205L118 206V202H117V204H115V206H116ZM120 205H121V204H120ZM123 205H124V204H123ZM138 205H139V204H138ZM140 205H141V204H140ZM158 205H159V203H158ZM158 205H157V206H158ZM247 205H248V203H247ZM250 205H251V204H250ZM10 206H12V205H10ZM68 206H66V207H68ZM113 206H114V205H113ZM113 206H112V207H113ZM124 206H125V205H124ZM149 206H150V205H149ZM159 206H160V205H159ZM161 206L164 207L165 205H161ZM161 206H160V209L162 208ZM167 206H168V205H167ZM167 206H165V207H167ZM251 206H252V205H251ZM251 206H250V207H251ZM97 207H96V208H97ZM104 207H105V206H104ZM107 207H108V206H107ZM110 207H111V206H110ZM110 207H108L107 210L111 209ZM143 207H144V206L142 205V208H143ZM150 207H151V208H154V207L156 208V206H153V207L150 206ZM170 207H172V206L170 205ZM247 207H248V206H247ZM0 208H1V207H0ZM7 208H9V207L7 206ZM64 208H65V207H64ZM68 208H69V207H68ZM83 208H84V206L82 207V209H83ZM87 208H88V207H87ZM89 208H90V207H89ZM89 208H88V209H89ZM91 208H93V207H91ZM99 208H100V206H99ZM99 208H97V209L100 210ZM102 208H103V205L101 206V209H102ZM113 208H114L113 210H116V211H117V209H118V211H119V207H118L117 209H116L115 207H113ZM125 208H126V209H125ZM125 208H124V209H125V210H128L130 214H133V213H134V211H131V209L134 210L133 207H131V208L129 207L130 209H128L127 207H125ZM142 208H141V209H142ZM144 208H145V207H144ZM217 208H218V207H217ZM217 208H216V209H217ZM248 208H249V207H248ZM257 208H258V207H257ZM65 209H66V208H65ZM79 209H80V208H79ZM122 209H123V207H122ZM122 209H121V210H122ZM162 209H163V208H162ZM167 209H168V208H167ZM171 209H173V207H172ZM237 209H238V208H237ZM68 210H69V209H68ZM89 210L91 211V209H89ZM98 210L95 209V211H94V210H92V211L95 212L97 218H100L101 214L97 212ZM102 210H104V211H103V213H104V212H105V209L103 208ZM107 210H106V212H107ZM121 210H120V213L123 214ZM138 210H139V209H138ZM138 210H137V211H138ZM142 210H143V209H142ZM154 210H156V209H154ZM154 210H153V211H154ZM163 210H164V209H163ZM165 210H166V208H165ZM165 210H164V211H165ZM197 210L200 211L198 208H197ZM217 210H219V209H217ZM231 210H233V206H232V209H231ZM253 210H254V209H253ZM256 210H257V209H256ZM256 210H255V211H256ZM90 211H89V212L87 211V212L90 213ZM92 211H91V213H92ZM110 211H112V210H110ZM110 211H108L107 213L109 214ZM116 211H115V212H116ZM118 211H117V212H118ZM135 211H136V210H135ZM139 211H140V210H139ZM146 211H147V210H146ZM149 211H151V209H150ZM172 211H175V210H172ZM185 211H186V210H185ZM215 211H216V210H215ZM219 211H220V210H219ZM247 211H248V210H247ZM257 211H258V210H257ZM2 212H4V211L2 210ZM74 212H76V211H74ZM78 212H79V211H78ZM82 212H84V211H82ZM87 212H86V214H87ZM96 212H97L100 216L97 215ZM100 212H101V211H100ZM115 212L113 211V212H111V213L114 214ZM131 212H132V213H131ZM143 212H145V210H144ZM160 212H161V211H160ZM168 212H169V213L171 212L170 209H168L166 213L168 214ZM176 212H177V211H176ZM176 212H175V213H176ZM178 212H179V211H178ZM182 212H183V211H182ZM186 212H187V211H186ZM216 212H218V211H216ZM253 212H254V211H253ZM260 212H261V211H259L258 214H259ZM4 213H5V212H4ZM76 213H77V212H76ZM111 213H110L109 215H111ZM118 213H119V212H118ZM118 213H117V214H118ZM120 213H119V214H120ZM150 213H151V212H150ZM162 213H163V211H162ZM172 213H173V212H172ZM175 213H174V214H175ZM199 213H200V212H199ZM218 213H219V212H218ZM248 213H249V212H248ZM254 213H255V212H254ZM79 214H80V213H79ZM104 214H105V213H104ZM134 214H135V213H134ZM134 214H133V215H134ZM136 214H137V213H136ZM197 214H198V213H197ZM252 214H253V213H252ZM74 215H78V213H77V214H74ZM74 215H73V216H74ZM83 215H84V213H83V214H80V216L83 217V218H80V217H79V218L83 221V222H82V223H83L82 226L84 225V221H85L86 225H89V222H88V224H87V222H86L87 219H88V218H87L88 216L85 215V217H84ZM89 215H90V214H89ZM91 215H93V214H91ZM91 215H90V219L93 218V217H91ZM127 215H128V214H127ZM162 215H163V214H162ZM171 215H172V214H171ZM171 215H170V216H171ZM175 215H176V218H177V213H176ZM214 215H215V214H214ZM218 215H219V214H217V216H218ZM250 215H251V213H250ZM253 215H255V214H253ZM256 215H257V214H256ZM256 215H255V216H256ZM78 216H79V215H78ZM86 216H87V217H86ZM102 216H103V215H102ZM102 216H101V217H102ZM105 216H106V214H105ZM111 216H113V215H111ZM129 216H130V215H129ZM158 216H159L158 218L161 219L160 215H158ZM166 216H167V215H166ZM200 216H201V214H200ZM258 216H261V217H262V216H264V215H260V214H259ZM113 217H114V216H113ZM113 217L111 218V220L113 219ZM191 217H192V216H191ZM201 217H204V216H201ZM251 217H252V216H251ZM74 218H75V217H74ZM85 218H87V219H85ZM102 218H103V217H102ZM104 218H105V217H104ZM104 218H103V219H104ZM116 218H117V217H115L114 219H116ZM162 218H163V217H162ZM183 218H184V216H183ZM252 218H254V217H252ZM258 218H260V217H258ZM43 219H44V218H42V220H43ZM80 219H79V220H80ZM94 219H95V218H94ZM108 219H109V218H108ZM114 219H113V220H114ZM128 219H129V218H128ZM128 219H127V221H128ZM165 219H166V218H165ZM184 219H185V218H184ZM186 219H188V218H186ZM186 219H185V220H186ZM192 219H193V218H192ZM195 219H196V218H195ZM201 219H202V218H201ZM209 219H210V217H209ZM229 219H230V218H229ZM256 219H257V218H256ZM260 219H261V218H260ZM38 220L40 221L41 219H38ZM42 220H41V221H42ZM76 220H77V218H76ZM76 220H75V221H76ZM81 220H80V221H81ZM95 220H96V219H95ZM100 220H101V219H100ZM100 220H99V222L102 223V221H100ZM104 220H105V219H104ZM109 220H110V219H109ZM116 220H117V219H116ZM170 220L173 221V219H171V218H170ZM188 220H189V219H188ZM203 220H204V218H203ZM262 220H263V217H262ZM262 220H260V221H262ZM39 221H37V222H39ZM75 221H74V222H75ZM88 221H89V220H88ZM92 221H94V220L92 219ZM92 221H91V224H92ZM107 221H108V220H107ZM132 221H133V220H132ZM171 221H170V222H171ZM190 221H191V219H190ZM77 222H79V221L77 220ZM94 222H95V221H94ZM109 222H110V221H109ZM111 222H112V221H111ZM158 222H160V221H158ZM164 222H165L164 225H167L168 227H170L169 224H167V222L169 223V220L164 221ZM174 222H175V221H174ZM183 222H184V221H183ZM197 222H198V221H197ZM43 223H44V220H43ZM103 223L105 224L106 222L103 221ZM112 223H113V222H112ZM161 223H163V222H161ZM72 224H73V222H72ZM110 224H111V223H110ZM113 224H114V223H113ZM45 225H46V224H45ZM100 225H103V224H100ZM117 225H118V224H117ZM127 225H128V224H127ZM129 225H130V224H129ZM162 225H163V224H162ZM42 226H43V225H42ZM56 226H57V224H56ZM84 226H85V225H84ZM92 226L95 227V224L92 225ZM92 226H88V227H90V231H91V227H92ZM103 226H104V225H103ZM167 226H166V227H167ZM43 227H44V226H43ZM58 227L60 228V226H58ZM58 227H57V228H58ZM85 227H86V226H85ZM101 227H102V226H101ZM127 227H128V226H127ZM158 227H160V226H157V228H158ZM164 227H165V226H164ZM166 227H165V228H166ZM171 227H173V226H171ZM262 227L264 228V225H263ZM57 228H56V229H57ZM63 228H64V227H63ZM63 228H62V229H63ZM70 228H71V227H70ZM92 228H93V227H92ZM104 228H105V227H103V229H104ZM161 228H163V226H161ZM165 228H164V229H165ZM246 228H247V227H246ZM254 228H255V227H254ZM45 229H47L46 226H45ZM53 229H54V228H53ZM60 229H61V228H60ZM67 229H68V228H67ZM81 229H82V227H81ZM95 229H97V226L95 227ZM103 229L101 228V231H102ZM105 229H106V228H105ZM167 229H168V228H167ZM169 229H170V228H169ZM237 229H238V228H237ZM242 229H243V228H242ZM57 230H58V229H57ZM63 230L65 231L66 229L64 228ZM79 230H80V228H79ZM79 230H78V231H79ZM93 230H94V229H92V231H93ZM132 230H133V232H131V233H132V234H130L131 236L133 235V233H135V232H134V228H132ZM158 230H159V229H158ZM171 230H173V229L171 228ZM244 230H245V229H244ZM250 230H251V229H250ZM261 230H262V228H261ZM59 231H61V230H59ZM76 231H77V230H76ZM94 231H95V230H94ZM107 231H108V230H107ZM169 231H170V230H169ZM242 231H243V230H242ZM82 232H83V231L81 230V233H82ZM185 232H186V231H185ZM232 232H235V230L232 231ZM238 232H240V231L237 230V231H236L237 234L234 233V234L236 235V236H235L236 239H237V235L239 236V233H238ZM261 232H262V231H261ZM261 232H260V233H261ZM60 233H61V232H60ZM62 233H63V232H62ZM86 233H87V232H86ZM108 233H109V235H110V232H108ZM129 233H130V232H129ZM187 233L190 235L191 231H190V233H189V232H187ZM192 233H193V232H192ZM194 233H195V232H194ZM240 233H241V232H240ZM263 233H264V231H263ZM263 233H261V234H263ZM44 234H45V233H44ZM53 234H54V233H53ZM64 234H66V235L68 234V236H69V231H65ZM74 234H75V233H74ZM90 234L93 235V233L89 232V235H90ZM95 234H98V232L96 231ZM102 234H103V233H102ZM104 234H105V233H104ZM106 234H107V233H106ZM172 234H173V233H172ZM172 234H171V235H172ZM174 234H176V232H174ZM185 234H186V233H185ZM185 234H184V235H185ZM188 234H187V235H188ZM195 234H198V233H195ZM232 234H233V233H232ZM242 234H243V232H242ZM39 235H40V234H39ZM55 235H58V234H56V232H55ZM66 235H65V236H66ZM78 235H79V234L76 233V235H75V236L73 235V236L76 238V237H78ZM81 235H82V234H80V237H81ZM84 235H86V234L84 233ZM98 235H99V234H98ZM107 235H108V234H107ZM107 235H106V236H107ZM109 235H108V236H109ZM189 235H188V236H189ZM40 236L44 237V236H46V235L43 236V234H42V235H40ZM68 236H67V237H68ZM73 236H72V237H73ZM90 236H91V235H90ZM95 236H97V235H95ZM95 236H94V238H95ZM99 236L102 237L101 234H100ZM133 236H134V235H133ZM135 236H136V235H135ZM173 236H174V235H173ZM192 236L194 237L193 234H192ZM233 236H234V235H233ZM243 236L245 237V234H244ZM246 236L250 237V238H246V237H245L246 240L248 241V243H250V242H249L250 240L252 241V240L254 239V238L252 237V235L250 236V234H249V235H246ZM258 236H259V235H256V237H258ZM262 236L264 237V235H262ZM262 236L259 237V238H260V239H259L260 241H261V238L264 239ZM26 237H28V236H26ZM32 237H33V236H32ZM49 237H50L49 239L51 240V236H49ZM61 237L63 238V236H61V235H60V238H58L57 236H56L55 238H58V240L61 241ZM67 237H66V238H67ZM69 237H70V236H69ZM72 237H71V238H72ZM80 237H79V238H80ZM103 237H104V236H103ZM103 237H102V238H103ZM129 237H130V236H129ZM175 237H177V235H176ZM175 237H174V238H175ZM181 237H182V236H181ZM198 237H199V235H198ZM235 237H234V238H235ZM29 238H30V237H29ZM38 238H40V237H38ZM64 238H65V237H64ZM64 238H63V239H64ZM71 238H70V239H71ZM75 238H74V240H75ZM79 238H76L77 240H75V241H78V243H79V240H78ZM81 238H84V237L82 236ZM81 238H80V239H81ZM88 238H89V237H88ZM94 238H93V239H94ZM111 238H114V237L112 236ZM131 238H132V237H131ZM140 238H141V237H140ZM140 238H139V239H140ZM171 238H172V236L170 237V239H171ZM178 238H179V235H178ZM186 238H190V239H191L190 236H189V237H186ZM194 238H195V237H194ZM252 238H253V239H252ZM25 239H26V241H29V243L31 242L30 240H27V238H25ZM35 239H36V238H35ZM47 239H48V238H47ZM68 239H69V238H68ZM72 239H73V238H72ZM95 239H97V238H95ZM95 239H94V240H95ZM103 239L105 240V237H104ZM109 239H110V238H109ZM114 239H115V238H114ZM132 239H133V238H132ZM165 239H166V238H165ZM195 239H196V238H195ZM198 239H199V238H198ZM231 239H232V238H231ZM248 239H250V240H248ZM256 239H257V238H256ZM32 240L34 241V239H32ZM55 240H56V239H55ZM82 240H83V239H82ZM82 240H81L80 242H82ZM84 240H85V238H84ZM101 240H102V239H101ZM104 240L99 241V242H100L101 244L105 245L106 243H102ZM106 240H108V237H107ZM106 240H105V241H106ZM111 240H113V239H111ZM136 240H137V239H136ZM136 240H135V241H136ZM156 240H157V239H156ZM158 240H159V239H158ZM158 240H157V241H158ZM162 240H163V239H162ZM175 240H177V239L175 238ZM175 240H174V241H175ZM185 240H186V239H185ZM192 240H193V239H192ZM217 240H219V238H218ZM221 240H224V239H221V238H220V242H221ZM234 240H235V239H233V241H234ZM259 240H258V241H259ZM47 241H48V240H47ZM63 241H64V240H63ZM71 241H72V240H71ZM105 241H104V242H105ZM117 241H118V240H116V242H117ZM126 241H127V239H126ZM143 241H144V240H143ZM150 241H151L152 243H154V241H152V240H150ZM164 241H168V239H166V240H164ZM177 241H178V243H180L179 240H177ZM183 241H184V240H183ZM194 241H195V240H194ZM214 241H216V240H214ZM225 241H226V240H225ZM233 241H232V242H233ZM263 241H264V240H263ZM263 241H261L260 243H261V244L264 243ZM35 242H37V241H35ZM41 242H42V241H41ZM72 242H73V241H72ZM90 242H91V241H90ZM139 242H140V240H139ZM139 242H137V243H139ZM168 242H170V241H168ZM168 242H166V243H168ZM175 242H176V241H175ZM212 242H213V241H212ZM217 242H218V241H217ZM222 242H223V241H222ZM227 242H228V240H227ZM229 242H231V241H229ZM234 242H236V241H234ZM234 242H233V243H234ZM255 242L257 243V240H256ZM255 242H254V245L256 244ZM16 243H17V242H16ZM37 243H38V242H37ZM48 243H50V242H48ZM57 243H58V242H57ZM63 243H64V242H63ZM69 243L71 244V242H69ZM95 243H96V242H95ZM132 243H133V245L135 244L134 242H132ZM142 243H143V242H142ZM172 243H174V242H171V244H172ZM182 243H183V242H182ZM185 243H186V242H185ZM210 243H211V242H210ZM223 243H224V242H223ZM233 243H232V244H233ZM260 243H258L259 246H261ZM30 244H32V243H30ZM58 244H59V243H58ZM65 244H66V243H65ZM90 244H91V243H90ZM110 244H112V243H110ZM140 244H141V243H140ZM154 244L157 245L156 242H155ZM213 244H214V243H213ZM227 244H228V243H227ZM34 245H37V244H34ZM39 245H40V244H39ZM43 245H44V244H43ZM53 245H55V243H54ZM53 245H52V248L55 247V246H53ZM60 245H62V244H60ZM63 245H64V244H63ZM74 245H75V244H74ZM96 245H97V243H96ZM112 245H113V244H112ZM112 245H111V246H112ZM116 245H117V243H116ZM116 245H115V246H116ZM133 245H131V246H133ZM144 245H145V244H144ZM155 245H153V246H155ZM163 245H164V244H163ZM166 245H167V244H166ZM166 245H165V248L167 249L168 247H167ZM168 245L170 246V244H168ZM210 245H211V244H209V246H210ZM214 245H215V244H214ZM214 245H212V246H214ZM217 245H218V243H217ZM29 246H31V245H29ZM64 246H65V245H64ZM66 246H67V245H66ZM72 246H73V245H72ZM76 246H78V245H76ZM79 246H80V245H79ZM81 246H82V245H81ZM81 246H80V247H81ZM97 246H98V245H97ZM113 246H114V245H113ZM115 246H114L113 248H114L115 250L118 249V248H115ZM180 246H182V245H180ZM188 246H189V245H188ZM194 246H196V245H194ZM212 246H211V247H212ZM255 246H256V245H255ZM255 246H254V249H255ZM262 246H263V245H262ZM262 246H261V247H262ZM35 247H38V245L35 246ZM74 247H75V246H74ZM74 247H73V248H74ZM90 247H91V246H90ZM98 247H100V246H98ZM107 247H108V246H107ZM147 247H149V245H147ZM150 247H151V246H150ZM163 247H164V246H163ZM172 247H173V245H172ZM174 247L177 248V246H174ZM186 247H187V245H186ZM211 247H209V248H211ZM256 247H258V246H256ZM56 248H57V246H56ZM75 248H77V247H75ZM75 248L72 249V250L70 251V253L72 252V254H74V253H73V252H74L73 250H75ZM84 248H85V247H84ZM91 248H92V247H91ZM109 248H110V247H109ZM158 248H159V247H158V245H157V249H158ZM165 248H164V249H165ZM190 248H191V247H190ZM196 248H197V247H196ZM199 248H200V247H198L197 249H199ZM209 248H208V249H209ZM213 248H214V247H213ZM213 248H212V250H213ZM263 248H264V247H263ZM263 248H262V249H263ZM30 249H31V247H30ZM30 249H29V250H30ZM60 249L62 250V248H60ZM64 249H65V248H64ZM100 249H101V247H100ZM121 249H122V248H121ZM143 249H144V248H143ZM164 249H163V251H165ZM173 249H174V248H173ZM178 249H179V246H178ZM180 249H182V248H180ZM187 249L189 250V248H187ZM202 249H204V248H202ZM214 249H215V252H217L216 250H218L219 248H218V249L214 248ZM260 249H261V248H260ZM61 250H60V251H61ZM66 250H67V247H66ZM84 250H85V249H84ZM88 250H89V249H88ZM118 250H119V249H118ZM130 250H131V249H130ZM135 250H136V249H135ZM135 250H134V251H135ZM160 250H162V249H160ZM199 250H200V249H199ZM255 250H256L255 252H259V251L262 252V250H259V251H258L257 249H255ZM263 250H264V249H263ZM51 251L53 252V250H51ZM64 251H65V250H64ZM76 251H77V250H76ZM92 251H93V250H92ZM99 251H100V250H99ZM104 251H106V250H104ZM122 251H123V250H122ZM152 251H154V250H152ZM178 251H179V250H178ZM192 251H193V250L191 249V252H192ZM219 251H221V249H220ZM251 251H252V250H251ZM57 252H58V251H57ZM62 252H63V250H62ZM106 252H107V251H106ZM116 252H117V251H115V253H113V252H112V253L115 255ZM120 252H121V251H120ZM210 252H211V251H210ZM212 252H214V250H213ZM221 252H222V251H221ZM252 252H254V251H252ZM261 252H260V253H261ZM59 253H60V252H59ZM59 253H57V255H58ZM68 253H69V252H66V255H67V256H68ZM99 253H101V251H100ZM102 253H103V251H102ZM112 253H110V254H112ZM118 253H119V252H118ZM126 253H127V252H126ZM134 253H135V252H134ZM143 253H144V252H143ZM154 253H155V252H154ZM167 253H168V252L166 251V254H167ZM170 253H171V252H170ZM217 253H218V252H217ZM262 253L264 254V251H263ZM54 254H55V255H52V258H53V256H55V259H54V258H53V259H54V261L58 262V260L56 259V252H55ZM61 254H62V253H60V256H61ZM82 254L85 255V254H84V251H83V253H81L80 255H82ZM87 254H88V253H87ZM94 254H95V253H94ZM94 254H93V255H94ZM113 254H112V255H113ZM123 254H124V255H123ZM123 254H122L123 256H121V257H124V259H125V258H126V257H125L126 255H125L124 251H123ZM141 254H142V253H141ZM155 254L158 255L157 253H155ZM190 254H191V253H190ZM192 254H193V253H192ZM196 254H197V253H196ZM196 254H195V255H196ZM218 254H219V253H218ZM70 255H71V254H70ZM95 255H96V254H95ZM116 255H117V254H116ZM128 255H130V254H128ZM144 255H145V254H144ZM148 255H150V254H148ZM161 255L163 256L162 259H161V261L159 260V257H160V256H158V260L160 261V263L163 264V261H164V260H163V259H164V255H163V254H161ZM193 255H194V254H193ZM195 255L193 256L194 258H195ZM252 255H253V258H254V257H255V256H254V253H253ZM257 255H259V253H257ZM60 256H59V257H60ZM71 256H72V255H71ZM71 256H69V257H71ZM99 256H100L101 260L103 261L105 255H100V254H99ZM134 256H135V255H134ZM196 256H197V255H196ZM199 256H200V257L203 256V258L201 257L202 259H200V261H201V260H202V261L204 260L203 262L205 263V259H206V258L204 259V255H201V254H200ZM220 256H221V254H220ZM260 256L262 257V259H264V258H263L264 255H260ZM75 257H76V256H75ZM96 257H97V256H96ZM96 257H94L93 260L90 259L91 262L95 261V258H96ZM128 257H129V256H128ZM128 257H127V258H128ZM151 257H153V256H151ZM175 257H176V256H175ZM191 257H192V256H191ZM191 257H190V259H189V263H190V264L193 263L192 260L194 259V258L191 259ZM57 258H58V257H57ZM61 258H63V257L61 256ZM65 258H66V256H65ZM77 258H78V261H79V259H80L81 257L78 256ZM77 258H76V259H77ZM82 258H84V256H82ZM92 258H93V257H92ZM108 258H109V257H108ZM129 258H130V257H129ZM131 258H132V257H131ZM136 258H137V257H136ZM138 258H139V257H138ZM140 258H141V257H140ZM171 258H172V257H171ZM176 258H177V257H176ZM184 258H185V256H184ZM184 258H183L182 260L180 259L181 261H183V263H181V264H186ZM258 258H259V261H261V260H260V257H258ZM66 259H67V258H66ZM71 259H72V258H71ZM74 259H75V258H74ZM76 259H75V262L77 261ZM141 259H142V258H141ZM145 259H149L148 256H147V254H146V257H144V261H145ZM168 259H169V261L172 262V261H173L172 259H174V258H172V259L168 258ZM187 259H188V255H187ZM195 259H196V258H195ZM195 259H194V262L196 263V261H197L198 259H197L196 261H195ZM207 259H208V258H207ZM207 259H206V260H207ZM51 260H52V259H51ZM63 260H64V259H63ZM63 260H62V261H63ZM111 260H112V259H111ZM151 260H152V258L150 259V261H151ZM156 260H157V259H156ZM174 260H175V259H174ZM177 260H179V259H177ZM177 260H176V261H177ZM40 261H41V260H40ZM40 261H39V262H40ZM43 261H44V260L42 259V263H43ZM60 261H61V259H60ZM62 261H61V262H62ZM71 261H72V260H71ZM71 261H70L69 263H71ZM102 261H100V262H102ZM106 261H107V260H106ZM106 261H105V262H106ZM125 261H127V260H125ZM128 261H129V260H128ZM150 261H149V262H150ZM159 261H158V263H159ZM190 261H191V262H190ZM200 261H199V263H198V261H197V263L200 264ZM202 261H201V262H202ZM207 261H208V260H207ZM207 261H206V262H207ZM50 262H51V261L49 260L48 263H50ZM61 262H60V263H61ZM63 262H66V260H64ZM72 262H73V261H72ZM80 262L82 263L83 260H81ZM91 262H90L89 264H91ZM105 262H104V264H106ZM130 262H131V260L129 261V263H130ZM152 262H153V261H152ZM152 262H151V263H152ZM165 262H166V261H165ZM174 262H175V261H174ZM174 262H173L172 264H174ZM186 262H187V261H186ZM203 262H202V263H203ZM52 263L54 264V262H52ZM76 263H77V262H76ZM76 263H75V264H76ZM81 263H79V264H81ZM115 263H116V262H114V263L112 262V264H115ZM176 263H177V262H176ZM197 263H196V264H197ZM208 263H209V262H208ZM208 263H206V264H208ZM219 263H220V261H218V264H219ZM260 263L264 264V260L261 261ZM46 264H47V261H46ZM50 264H51V263H50ZM56 264H57V263H56ZM58 264H59V262H58ZM61 264H62V263H61ZM63 264H64V263H63ZM65 264H66V263H65ZM71 264H73V263H71ZM83 264H84V263H83ZM86 264H88V261L86 262ZM93 264H97V262H94ZM101 264H102V263H101ZM131 264H132V262H131ZM133 264H134V263H133ZM153 264H154V263H153ZM168 264H169V263H168ZM170 264H171V263H170ZM193 264H194V263H193Z\"/></svg>","mask_w":264,"mask_h":264}]
</instances>
